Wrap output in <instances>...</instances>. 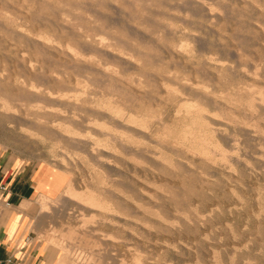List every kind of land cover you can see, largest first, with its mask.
<instances>
[{"label": "rangeland", "instance_id": "374dc122", "mask_svg": "<svg viewBox=\"0 0 264 264\" xmlns=\"http://www.w3.org/2000/svg\"><path fill=\"white\" fill-rule=\"evenodd\" d=\"M19 1H21V2L18 3ZM23 1L18 0L15 2V0H9V1L7 0L5 2L6 4H4L3 1L0 2V8L2 7L1 9H3V11H1V9H0V12L2 13V15H0V16L2 18L5 14L6 15L8 14L5 17L11 16V18H13L12 15L14 16L17 13L18 16L16 17V15H15V17L19 18V21L21 18L22 19L21 21L23 24L27 23V25H28V22H29L28 26L24 24L25 27H24V25L22 27V29L25 28V29H27V31L30 27H32V28H30V30H33V28H34L33 26H35L34 29H37L36 28V25H37L38 29H40L39 26H42V28H43V25H45V22H46L45 20H47V17L49 16L50 12L48 13L46 10H45L46 12H44V10H42V8H40L41 6L42 7L45 6V7L50 8V6L51 7L57 6V5L59 6V4H58L59 2H64V0L63 1L52 0V2L54 1L53 3H55V4H53L52 2H50L51 0H48L47 3L52 4V5H48L46 2L39 3V2H41L40 0L38 1L39 4L36 3L37 0H30L31 2H29V0H25L24 2ZM115 1L117 2L118 0L110 1L111 3L107 2V4L104 1L102 4H100L102 1L100 3L97 2L96 7L98 9L101 6L100 10H97L96 7H94V8H95L96 12L97 11H98V13H99V11H101V12L99 14L96 13L97 16L99 15L98 17L95 16L96 14L94 15V18L97 17V18L93 19L94 22H93V20H91L93 18V16H91V18H87V15L85 17L84 13H83L84 16H80V17H83L82 21H80V23H82L83 27H88L87 23L89 24V27H88V28H90L89 30H91V28H92V30H94L96 27H97V29H98V27H100L99 29H101V28L102 29L99 31H97V29H95V32L99 33L101 37H104V39H106V40L108 38L109 41L111 40V41H113V43H117L121 39V41L119 42V45L125 43V45H127L128 48L131 47V45H133V43L136 45L137 43H135V42L138 41L136 39H133L132 34L129 32V29H130L129 26L132 25L133 27H135L139 22L138 25H140V27L137 25L139 28L143 27L144 29L148 30V31L143 30V28H141L139 31V28L137 29V27H135V29H134L132 26L131 27H132L133 31H132V29H130L132 33H135V31L137 30L136 32H139L141 35H144V41L145 42L143 41L144 43L142 42V44L144 46L147 42L146 47L145 46L143 47L141 45V43H139L141 41L138 42L139 48L137 45H136L137 48L135 47V45L132 46L134 48L135 52H136V50L138 51L139 49H141V50H139V52L141 51L143 53L142 54L143 56L141 55V58L144 57V59L138 58L139 56L137 55L138 57L136 56L135 58L131 59V61H132L131 64L129 61H126V60L123 61L122 63H120V62L116 63V59L114 58L115 59V61H114L113 57H109L110 59L107 58L109 60H106V59L102 60V62L105 61V65H106L103 68L106 67V69L111 71L114 75V77H113L114 80H112V81L113 82L118 81V83L114 82L115 86H114L112 81H109V83H108V81L104 80V78L102 79L104 81L101 80L102 74H101V70H100V72H98L99 69H98V71L97 70L94 71V73H99V74H96L98 76L93 74V71L91 69H90L91 71L89 69L87 70V71H89L88 73L92 72V74L89 75L88 73H86L87 72L86 70L79 69L78 67H76V68H78L77 69L78 73H77L75 70V67L72 68V65H68L65 62H63L64 65L61 64L62 63L61 60H59L58 58L55 60L56 57L46 55V56H49V58H46L45 54H50V53H44L45 52L44 49H42L43 52L40 50V48H42V47H40L41 42L39 43V41H38V43H37V41L31 42V41H28L27 39L25 40L24 38H26V37H22V36H24L23 33H21V36H17L18 32H16V35L14 36L13 34H15V32L12 33V31L10 32V30L4 29L6 27L3 26V23H0L1 24L0 25V32H1L0 33V76L4 75L5 77H9L10 78L9 80L11 82L8 79L7 80L9 81L10 84L12 83L14 78L16 80L17 78L19 79V77L21 76L18 81L20 82L22 80L23 82H20L21 84L28 81L25 83V85L23 84L24 86L27 87V89H30L31 86L34 84L33 85L34 89L36 88V90H37L38 86H39V89L41 88L39 91H45V89L47 88V92L49 89V92L52 95H54V93L57 94L58 93L57 91H61V88L63 87L62 90L63 89L64 90L62 93L63 94L65 93L64 94L65 98H66V95H68V97L71 96V97H69L70 99L67 97V100L68 101L71 100L70 103L71 102L72 103L69 106L62 104L61 109L59 107V104H56L58 106H56V105H54V106H55V109H58L56 107H59L61 112L63 111L61 113L60 110H58L61 113V117H60L61 122H59V120L57 122H59L62 125L64 123H66V124H64L66 127L68 124H71V123H69V121L71 120L70 122H72L75 118L77 120L78 119L80 120V118H82V120H83L86 117H87L86 119H88V117H90V118L92 117L91 119H93L95 117L92 121L87 122L88 126H87V124L85 125L84 123H82L83 125L80 124V122H82V120L77 121L75 119V121L78 123V125L80 127L77 125V123L75 121L71 125L74 126L76 123V125L79 127V129H78V127L76 128V126H74L75 129H78V130H75L73 133L74 136H78L77 138L75 137L78 142L75 141V139L73 141V139H71L69 137L71 135L70 134L68 136L69 138L67 136L61 137L59 135L60 141H61V143H60V141H58L57 138H55V136H57L59 139V136L56 135L55 133H50V131L47 132V130H45V132H47V133L43 134L44 130H42L41 132H38V131L34 130V128L29 129L28 127H31V126L26 123L28 125L27 126L25 124V122H20V120H22V119L18 120V116L16 117V115L14 116V114H13V116L15 118H13L12 115H10V116L8 115L9 117L7 116L5 118L6 115H2L3 113L1 112L0 115H2V116H0V156H2V158H4L5 160H10L16 166H30V167L34 166L36 168H47V169L50 168L53 172L56 173L54 180H56L57 178H61V176L65 177L69 182H71L72 185L77 184V185H79V186L76 185L77 187L82 188V189L79 188L78 192H80L79 190H82V192H84V191L87 192V190L89 188H91L88 190V192L91 190L90 192H92V193L94 192L95 195H100L102 193L104 195V197L107 198L109 204L113 203L112 206L114 204L116 205V202L112 201V200H114V197L116 200V195H119L121 193V191H123V192L125 191L126 193H128L130 191L129 193H131L132 191L135 190V191H137V193H139V189L141 187H138V186H142V188H145L151 195L156 194L154 196L152 195L153 197H155L154 199L152 197L153 201L151 199L150 202L149 201L148 202L149 203L152 202L150 204V205H152V207L155 205L153 208L151 207L152 211L154 210V213L157 211L156 213H158L160 216L163 214V217L161 219V217L159 216L160 221H156V223H155L156 225L154 224V226H153V223L150 224L152 226L147 225L149 227H147L145 224L139 223L138 225L129 226L130 229L128 231L129 227L128 228L125 227V229H124V226L116 225V218L113 220H110V222H108L109 221V219H108L107 222H105V224H104V222H102L103 223L102 224V223H100V219H99V217H97L98 213H96V212L91 213L94 216H92L88 212L87 213L89 214V216L86 215L87 213L85 215H80L81 212H79L76 208V205H73V203H71V202H66L65 205L60 203L62 205L61 206H60V204L57 205L58 206V207L56 206L57 208H52L49 206L50 208L48 207V209H50V212H48V210H47L48 213L44 214V216L41 215L38 217L39 201H41L40 198L45 197V196H42V197L40 196L35 202H33L31 204L32 221H31V228L30 229L33 232L34 236L36 237V240L39 242V245L44 250H46L50 253V254H48V256L52 257L54 260V262H51V264L52 263L58 264L60 254H62V252H63L62 249L59 246H57V244L55 243L56 240L60 237L59 235L61 234V237L65 238L66 233H67V235H69L68 232H71V231L72 232L75 231V233L71 232L72 233L71 242H73L74 244L76 243L75 245H77V247L74 246V248H73V250L76 254L77 253L78 254H87L86 253L87 247L93 246L92 248L90 247L91 248L90 250H93V251H91L93 254H96L97 252H98L97 254H106V252H107V254H113L112 252H114V254H116L118 250H119V253H117V254H126V253L130 254L133 252L136 254H138L140 252H141L140 254H147V253L149 254L150 253V254L154 255V257H156V259L159 260L161 262V264H163V261H164V264L165 263L166 264H168V263L169 264H180V263L181 264L182 263L183 264H188V263L189 264H264V115H263L264 114V96H263L264 95V72H263L264 71V64H263L264 61H263V59L264 58L260 59L264 55V51L261 49V47H263L261 45H264V43H262L264 41V37H263L264 31L263 32L261 31V30H264V5L262 6V4L264 3V0H262V2H261L262 4L260 3L261 0H259V1L258 0H255V1L254 0H250V1L243 0V2H240L242 0H240V1L238 0L239 3L237 2V0H224L225 2L223 0L222 1L221 0H218V1L217 0H205L206 2L202 1V0L199 1V2H202V4H203V2L208 4V5L203 4L204 7H202L201 5L200 6L199 5H194V6L189 5V2H191V0L190 1L184 0L186 3H188V6L190 8L188 6H186L187 4H182L183 1L181 2L179 0H177L178 3H177V1L174 3L175 0H172L173 2L171 0H166V1L165 0H149L148 2H147V0L146 1L143 0L142 2L144 3V5H142L143 3L141 2V0H136V1L135 0H123V2H122V0H119L118 3H116ZM130 1H132V2H130ZM245 1L247 2V5L250 3L249 4L250 6H246V7H248L249 11H247V8H245V6H244V10H243L242 6L246 5ZM251 1L253 4H251ZM256 1H257V3H255ZM7 2H9V4L11 2H13V3L15 2L16 4L18 3L17 5L15 3L14 4H15V6H17L20 9L13 6L14 4H12V3L9 5ZM26 2L29 4H27ZM32 2H35V3H32ZM112 2H114V4H116V5H114ZM146 2H147V4L145 5ZM233 2H235V3H233ZM244 2H245V4H243ZM1 3L4 4L6 7L8 5V7H7L8 9L5 8ZM24 3H26L25 4L26 6L23 5ZM71 3L75 4L74 2H71ZM134 3H135V5H134ZM148 3H149V6H148ZM241 3L243 5H241ZM19 4L21 6H25L26 8L19 6ZM35 4L37 6L38 5L39 6L36 7ZM40 4H41V6H40ZM65 4H64L65 7L64 6L63 7L65 9L67 8V9L72 11V7L66 6ZM103 4H104V6H103ZM108 4H109V6L110 5L114 6V7L116 6V8L114 9V7L110 6L112 8V10H111V8H109V6H107ZM128 4H129V7H128ZM173 4L175 5L176 8L174 7ZM176 4L177 5L180 4V5L177 7ZM255 4L256 5L259 4V5H257V7H255L256 6ZM11 5L15 8V12H16V10H18L16 13L13 12L14 8ZM29 5L32 7V10H31V7ZM34 5H35V10L33 9ZM97 5H99V7ZM133 5L135 6L134 8H133ZM136 5H138L139 7H137ZM165 5L166 6L168 5V6L166 7ZM182 5L183 6L185 5V6L183 7ZM220 5H222L224 7L221 6L222 7V9H221V7H219ZM253 5H254V7H253ZM259 6L261 7L262 10L258 9V8H260ZM142 7H143V10H141ZM185 7H187V8H185ZM192 7L194 8V10H192L193 9ZM239 7H240V9H239ZM23 8L25 9L24 12L21 11V10H23ZM38 8H40V10H42V11L38 10ZM102 8H103V10H102ZM144 8H146V10ZM168 8L171 11L168 10V11H166V13L163 12V11L167 10ZM183 8H185L186 10H184ZM195 8H197L196 11H195ZM206 9H208V10H206ZM223 9H225V11ZM226 9H228V10H226ZM241 9H242V11H241ZM245 9H246V11H245ZM105 10H107V11H105ZM182 10H184V11H182ZM190 10H191V12H190ZM209 10H211V11L214 10V12L216 11L215 13L218 15H216L213 11L211 12ZM250 10H251V12H250ZM33 11H34V14H35V12H37V13L39 12L41 14L38 13L39 14L38 15L36 13L31 18ZM75 11L76 10H74V12ZM139 11H141V13H139ZM143 11H146V13ZM174 11H176V12H174ZM187 11H189V12H187ZM192 11H195L194 14L195 13L197 14V11H198L199 14H197V15H199V16L197 17V15H196V17H195L194 14H189V13H193ZM243 11H244V13H246L245 15H244ZM253 11H255V12L253 13ZM3 12H5L4 15H3ZM74 12H72L73 13L72 16H74V15L76 16V14L83 15L81 11L78 12V10H77L76 12H78V13H74ZM102 12L104 14H102ZM105 12L107 15L105 14ZM131 12L132 13L134 12L135 16H134V13L132 15ZM200 12H201V14H200ZM224 12H225V15L223 14ZM256 12H259L258 14H260V15H257ZM260 12H262V15ZM25 13H27L26 15L30 16V17H27L25 15ZM29 13H31V14H29ZM44 13H45V15H48V16L46 17L44 15ZM46 13H48V14H46ZM123 13H124V15H123ZM143 13H144V15H143ZM208 13L210 14L209 16H211V15L212 16L208 17V15H207ZM140 14H142V15H140ZM158 14H159V16H157ZM165 14H166V16H168V15L172 16V17L170 16L171 21H169L170 17L169 16L166 17ZM242 14H243V16H246V19H248V21L245 19V17L242 16ZM41 15H43V16H41ZM78 15L76 17H78ZM104 15H106V16H104ZM136 15L139 17H137ZM160 15L162 16L161 18H160ZM215 15H216V17H215ZM222 15H224L227 18H225ZM34 16L35 17L38 16L39 20H37L38 18L35 19ZM141 16H143V17H141ZM260 16H262L263 18L262 17L260 18ZM102 17H104L103 19H105V17H107L108 19L106 18V20H103V19H101ZM132 17H133V19H132ZM205 17L207 18V20H209L210 18H212V19H210V21H207L205 19ZM248 17L251 19L250 21L254 25L253 24L251 25ZM251 17H253V18H251ZM27 18H31L30 20H32V21H30ZM40 18L42 20H40ZM50 18H52V17H50ZM126 18L127 19L129 18L130 21H129V19L127 21ZM135 18H137V21ZM144 18H146V19H144ZM147 18L150 19L151 24L154 21H155V23L156 22L158 23L161 19L162 23L161 22L160 23L162 24V26L160 23H158L160 25H158L156 23L155 25L152 24L151 27L152 26L155 27L156 25H158L161 28L164 26L163 28H165V29L168 28V30H171V29H174V30L169 31V33H168V30H165L163 28L162 29L158 28V26H157V28H154V31L156 32L158 29L159 30L156 32V34H155V32H153V34H155L156 36L155 35L153 36V34H152V36H150L152 33L151 31H153L152 30L153 27L151 28V31L149 30L150 28L149 29L147 28V27H150L149 26L150 22H149V24H148V22H146V21H149ZM254 18H256V20L257 19L258 20L256 21ZM25 19H27V20H25ZM85 19H89V20H85ZM97 19H98V21H97ZM111 19H112V21H110ZM131 19H132V21H131ZM140 19L144 21V22H142L143 26H141L142 23L140 22ZM203 19H205V20H203ZM213 19L217 20V22L214 21ZM0 20H2V19H0ZM33 20H35V21H33ZM83 20H85V21H83ZM133 20H135V22H134L135 24L133 23ZM163 20H164V22H163ZM220 20H221V22H220ZM259 20H261V21L259 22ZM38 21H41L38 23L39 25L36 24ZM89 21L93 22L94 28L90 24ZM109 21L113 22V23H110L112 25V28L114 27L113 30L110 29L111 27H109V26H111L109 24ZM205 21H207V22H205ZM243 21H246L247 24L249 22V25H246L245 22L242 23ZM254 21L256 22V24L258 26L255 24ZM83 22H84V24H83ZM96 22H97V24L99 22H101L98 24L100 26H98L96 24ZM165 22H166V24H165ZM211 22L212 23L214 22V23L211 24ZM215 22H216V25H215ZM218 22H220V23H218ZM42 23H44V24L40 25ZM114 23L116 26L114 25ZM128 23H131V24L127 25ZM144 23L146 24V26L144 25ZM187 23H188V25H187ZM200 23L201 24L206 23V25L202 24V26H200ZM30 24H33V26H31ZM94 24H96L97 26H95ZM147 24H148V26H147ZM168 24H170L169 27H168ZM210 25L211 26L213 25V26L211 27ZM245 25H246V27H245ZM106 26L109 29L106 28ZM117 26L119 28H116ZM166 26H167V28H166ZM188 26H190L191 28ZM251 26L255 27V29ZM1 28H3L4 30H1ZM88 28H85V29H88ZM115 28H116V30L114 31ZM123 28L126 29L130 35L126 32V30H124V31L121 30ZM249 28L251 31L248 30ZM252 28L254 29L253 31H252ZM256 28H257V32L255 35L254 31H256ZM258 28H262V29H258ZM25 29L23 31L27 32ZM105 29H106V31L103 33V30H105ZM55 30H54L55 33L53 30L51 31L52 35L56 34L54 36L59 37L57 34H59L60 31L58 32L57 29H55ZM108 30H110L109 31L110 34H107L108 37H106L107 35H104V34H106V32L108 33ZM161 30L163 32H161ZM4 31H5V33H6V31H8V33L11 34V36H8L9 35L8 33L4 34ZM141 31H143V32L141 33ZM166 31H167V34L165 33ZM174 31L176 32L175 34H174ZM146 32H148V33H146ZM171 32H173V33H171ZM248 32H249V34H248ZM61 33H62L61 37L63 39H66V41H67L68 37L66 35H64V32H60L59 35H61ZM101 33L104 36H102ZM122 33H124V34H122ZM24 34H26V33H24ZM111 34L114 35V40H113V37L111 36ZM171 34H173V35H171ZM259 34L262 36H259ZM19 35H20V33H19ZM147 35L150 36L152 39L150 37H148V39H146ZM131 36H132V39L130 38ZM159 36H161V37L159 38ZM17 37H18V39H21V40L16 39ZM20 37H22V38H20ZM110 37H111V39H110ZM161 38H162V40L164 39V41H166V42H168L169 39H172V40H169L170 42H168V44L170 43V45L175 44L176 42L179 43V44L176 43V45L179 46V48L181 46L180 49H178V47H177V49L179 51L180 50L182 51L180 53V55H179V53H177L180 57L175 56V55H169V54L167 55V53L161 54V52H162L161 48H162V46H164L166 44L165 42L161 41ZM255 38H257L256 40H258V41H261V39L263 41L259 42L260 44H258V43H256ZM63 39H61L62 42H66L65 40L63 41ZM158 39L160 42H158ZM166 39H168V40H166ZM123 40H124V42H123ZM130 40H133V41H130ZM111 41H110V43H112ZM148 41H149V43H152L151 45H153L154 47L151 46L148 43ZM171 41H172V43H171ZM173 41H175V43H173ZM28 42H30L31 44ZM35 42L38 45H36V46L32 45L33 43L36 44ZM162 42L165 44H163ZM129 43H130V45H129ZM198 43H200V44H198ZM251 43L254 45H252ZM9 46H11V47H9ZM33 46L36 48V50H38L39 47L40 48L38 51H35V48ZM37 46H39V47L37 48ZM41 46H42V44H41ZM148 46L149 47L151 46L150 49ZM256 46H257V48L259 46L260 49L255 48ZM132 47L129 49H132ZM115 48H116V46H115ZM115 48L112 49L111 51L115 52L116 51ZM142 48H143V50L147 49L148 51L147 52L145 50L143 51ZM156 48H157V50H156ZM190 48H191V50H190ZM159 49L161 52L159 51ZM254 50L255 51L258 50L256 52H259L260 50H262V51H260V54L262 56L259 53L254 54ZM14 52H15V54H14ZM40 52H42V54L44 53V55H40L41 54ZM144 52H146V53H144ZM116 53H119V51H117ZM148 53H150V54L147 55ZM38 54H39V56H38ZM144 54H146V55L144 56ZM249 54H250V56H249ZM257 54H259V55H257ZM252 55H254L255 57ZM151 56L152 57L158 56L159 60H158V57L157 58L154 57L153 58L154 60H153L151 58ZM247 56H249V57L247 58ZM251 56L254 58H252ZM259 56H261V57L259 58ZM51 57H52V59H51ZM145 57L146 58L149 57V59L151 60V61H148V64L145 62H147V60H149V59L147 58V60H146ZM161 57H163V59ZM53 58H54V60H53ZM137 58L140 60H143L144 62L138 60ZM242 58L244 61L246 60L247 63L249 61L251 62V60H252V62L251 63L249 62L248 66H247L246 61L243 62ZM250 58H252V59L248 60ZM258 58H259V60H258ZM22 59L24 61H22ZM48 59L51 60L52 63ZM111 59H113V60H111ZM156 60H157V64H159V66L156 65V63H155ZM161 60H162V62H160ZM204 60L205 61L207 60L208 62L207 61L205 62ZM215 60H217V61H215ZM42 61L43 62L47 61L46 63L44 62L45 64H48L50 62V66H52V68L49 66V64L47 65L48 67L45 66V64ZM53 61H55L56 64ZM58 61H59V63L57 64ZM136 61H138V62H136ZM153 61L155 64L153 63L154 65L152 66ZM158 61L160 63H158ZM219 61H221V62H219ZM253 61L256 63H254ZM262 61H263V63H261ZM22 62H25V64L31 63L32 66L33 65L35 66V67L33 66L34 69L37 68L38 70L39 69L40 70L38 71L36 69L38 71L37 72L33 69L34 70L33 75H31L32 73H30V74L28 73L29 75L25 74L26 71H24L25 67H23L24 64ZM26 62H28V63H26ZM214 62L218 63V64H215ZM42 63L44 64V66H42L43 65ZM240 63H242V64H240ZM253 63L256 66L251 65ZM258 63L261 65L259 66ZM40 64H41V66H40ZM53 64L55 65V67L57 65H59V66L61 65V66L60 67L57 66L56 68H54ZM121 64H122V66H121ZM123 64H124V66H123ZM243 64L245 65V67ZM136 65H138V66H136ZM225 65L229 66V68H227ZM250 65H251L252 69L248 68ZM68 66H70L71 68L70 67L68 68ZM213 66H215V67H213ZM49 67L51 69L58 70L59 73L61 71L62 74L67 71L63 75H61V73H60V75L63 77V78L62 77H60V78L64 79V80L66 79L65 80L66 82L63 84V86L59 85L58 83L55 84V82H49V84H48V82L43 77H40V75L42 76V74H41L42 71L45 68H49ZM230 67H231V69H230ZM234 67L235 68L237 67V68L235 69ZM254 67H257V68H254ZM219 68H221V69H219ZM241 68L242 69L244 68L245 71L242 70ZM20 69L22 70L21 75H19ZM94 69L95 68H93V70ZM212 69H213V71H212ZM223 69H224V71L222 72ZM9 70H10V72H9ZM80 70H82V71H80ZM246 70H248V71H246ZM250 70H252V72ZM253 70L256 71L255 74H254ZM23 71H24V73H23ZM35 72H36V75H35ZM80 72H82V73H80ZM246 72H247V74H246ZM249 72H251V74ZM37 73H39V74L37 75ZM75 73L77 74V76L75 75ZM241 73H243V74H241ZM252 73L256 77H254ZM15 74H16L17 78H16V76H13L14 78L11 79L12 75H15ZM248 74H249V76H248ZM24 75H26V76H24ZM99 75L101 76V78ZM4 76H2V77H4ZM29 76H30V78H29L30 80L29 79L27 80V78ZM32 76H34V78ZM37 76L39 77V79L40 78L41 79L39 80ZM88 76L90 79L88 78ZM92 76H94V77H92ZM35 78H37L38 81L37 80L35 81ZM255 79H256V81H255ZM42 80L43 81L45 80L44 81L45 83ZM99 80H101L100 82H103V83H101V85L99 84L100 83ZM148 80H150V81H148ZM8 81L7 82L5 81V83L3 85L4 90L5 89L7 91L9 89L11 90V87H12L13 90H11V93L13 95L18 93L17 95L21 96L22 98H23V96L24 97L26 96L25 93H23L24 95L22 94V89L21 90L19 89L20 91H17L18 88H15L16 87L15 84H11L12 85L11 86L8 83ZM29 81H31L32 83ZM33 82H36V83H33ZM39 82H41V83H39ZM69 82H71V83H69ZM77 82H79V85ZM193 82H194V84L192 85V88L196 87L194 89H198V91H195L194 89L189 88L191 86L190 84H192ZM13 83H14V81H13ZM29 83H31L32 85L30 84L31 86L30 85L28 86L27 84H29ZM195 83H196V86H195ZM6 84L8 86L5 87ZM37 84H38V86H36ZM102 84L104 87L102 86ZM13 85H14V87H13ZM186 85L187 86L190 85V86L187 87ZM231 85H233V86H231ZM242 85H244V86H242ZM111 86H112V89H111ZM113 86L116 87V89ZM117 86H118V88H117ZM120 86L122 87V89H124V88H126V89L122 90ZM101 87H102V89H101ZM107 87L109 88V91L107 90L108 89ZM243 87H245V88L243 89ZM230 88H232V89H230ZM246 88H247L248 93L251 92V95L245 92ZM249 88L250 89L252 88L253 91H251ZM14 89H15V91H14ZM80 89H82V90H80ZM117 89H119V90H117ZM242 89H243V92H242ZM102 90H103V92H102ZM120 91H123V92L120 93ZM168 91H169V93H168ZM258 91H260V92H258ZM261 91H262V93H261ZM14 92H16V93H14ZM100 92H102V93H100ZM204 92L205 93L207 92L210 95V97H211V95L213 97H211V98H208L209 96L205 97ZM231 92H232V94H231ZM239 92H242V93H239ZM252 92L255 95L254 98H253L254 95ZM255 92L260 93V95L263 94L262 98L260 97V95L258 93L256 95ZM62 93H60L59 95H63ZM237 93H239L241 97ZM248 95H250L251 98ZM258 95H259V97H258ZM200 96H204V98H205V99H203L204 102L201 99L203 97H200ZM245 96L247 99L245 98ZM256 96L258 99L256 98ZM78 97L80 99H82L83 103L80 102L82 104H79L80 100L77 99ZM248 97H249V102H248ZM74 98L77 101L79 100L78 102L75 100L77 102V104L75 101H73ZM96 98L102 100V102H104L103 105H101L102 102L100 100H97ZM144 98H146V99H144ZM235 98H237V99L239 98L238 102H237V99H235ZM260 98H261V101H263V103L260 101ZM23 99H25V98H23ZM91 99L92 100L95 99L99 102L97 103L95 100L93 102ZM234 99L236 101H234ZM241 99L245 100V101L243 102ZM250 99H252V101L254 103H252V101ZM87 100L89 101V103L87 102ZM177 100H178V103H177ZM205 100L206 101L208 100V104L211 103V106H209L210 104L209 105L206 104ZM91 101L93 104L91 103ZM250 101H251V103H250ZM259 101H260V104L258 103ZM73 102L77 105V108ZM202 102H203V104H202ZM212 102H217V103L212 104ZM218 102H221V103H218ZM239 102H242L246 108L242 105V103H239ZM256 102H257V104H256ZM94 103H97V104L95 105ZM105 103H107V106ZM237 103H239V105ZM98 104L100 105L99 107H98ZM204 104H206V105H204ZM248 104L249 105L252 104L253 106L250 105V108H249ZM254 104H256V106ZM72 105H74V106L72 107ZM202 105H204V106L208 105V106L204 108V106H202ZM216 105H218V106H216ZM260 105H261V107H260ZM78 106H80V107H78ZM101 106H102V108H100ZM103 106H104V108H103ZM238 106H241V107H238ZM69 107L72 108V110ZM89 107L94 108V109L92 110ZM202 107L204 108V110H206V112L203 111L202 113L203 114L206 113V114H204V116L206 115L208 119L206 118V116L202 117V113L200 114L198 112L199 109H203ZM73 108H74V110H73ZM95 108H97V109H95ZM247 108L250 110H246ZM251 108H253V109H251ZM85 109H87V111H85ZM100 109H102L103 111ZM75 110H76V112H75ZM94 110H98V111H94ZM104 110L105 111L107 110L108 112L107 111L105 112ZM104 112H105V114L110 113L109 114L110 116L105 115ZM197 112H198V114H197ZM75 113H76V116H75ZM85 113H87L89 115H86ZM179 113H181V114H179ZM62 114L64 117L63 121H62V119H63ZM72 114H74V115H72ZM90 114H92V115L96 114V115L92 116ZM111 115L115 116V118L116 117L117 118L111 119L110 118ZM66 116L70 120L68 118H65ZM82 116H84V118ZM96 116H98V118ZM99 116H100V120H99ZM213 117H214V121L216 119H218V120L213 122ZM128 118H131L132 121H134V123L132 124L129 121H126ZM10 119L13 120V122L10 121ZM14 119H17V121ZM95 119H98V120H96V122L97 123L99 122V124L94 122ZM209 119L213 123L212 122L209 123ZM66 120H68L67 121L68 123L65 122ZM91 122H92V124H94V126H93V128L95 127L94 129L89 126V125H92V124H90ZM217 122H218V124H217ZM223 122L226 123V127L224 126L225 124ZM19 123H20V125H19ZM21 123H22V125H26V126H22ZM127 124H130V125L126 126ZM219 124L222 125L223 127L219 126ZM71 125H68V128L70 127V129L72 128L71 130H73L74 127H72ZM97 125H99V126H97ZM96 126H97V128H96ZM100 126H103V127H100ZM216 126H218L219 128H217ZM220 127H222V129ZM82 128H85V130H87L88 132H85V130L83 131ZM99 128L100 129L104 128V130H106L107 132L105 131V133H104V130L101 129L102 131H100ZM80 129H82V131H80ZM96 129H97V131H96L97 133L95 132ZM214 129H219L220 134L219 133L213 134ZM145 130H146V132H145ZM112 131L114 132L113 133L114 135L112 134ZM82 132L83 133L85 132V133L82 134ZM108 132H109V134H112V136H110L108 134ZM89 133L92 137L89 135ZM33 134H34V136H33ZM46 134H47V136H46ZM49 134L51 136V139H49L50 138ZM52 134L53 135L55 134V135L53 136ZM73 134L71 135V137H74ZM86 134L89 135L90 138ZM98 134H99V138H98L99 140L97 139ZM80 135H82V137H80ZM116 135L117 136L120 135L119 137H124V138L131 137L132 141L129 138V139H126L125 141H123V143L121 144L120 141L113 138V139H111V140H114V141H112L113 142L112 143L111 140H109V139L112 137H116ZM85 136H87L88 138ZM105 137L107 138V140L105 139ZM68 139L71 140L70 143L68 142L69 141ZM86 139H89V140H86ZM92 139L97 140L98 146L96 145L97 143H95V141ZM202 139H203V141H202ZM56 140H57V142H56ZM80 140H82V142H79ZM84 140H86V141H84ZM127 140H129L128 141L129 143H127ZM98 141H101V142H98ZM74 142H76V143H74ZM83 142H85V144H83ZM86 142L88 143V145ZM130 142H132V143H130ZM62 143L63 144L65 143V144L63 145ZM125 143H127L128 146ZM201 143H205V144H201ZM206 143H207V145H206ZM75 144H77V145H75ZM92 144L96 145V148L98 151L96 150V148L94 149L95 146H93ZM110 144L112 146L113 145L114 146L112 147ZM69 145H71V146H69ZM74 145H75V147H73ZM106 145H109L110 147L106 146ZM115 145H116V147H115ZM122 145H123V147H121ZM129 145H131V146H129ZM64 146H65V148H64ZM85 146H86V148H85ZM201 146H203V147L201 148ZM98 147L100 150L98 149ZM111 147L114 149H112ZM108 148H110L111 150H109ZM205 148H207V150ZM63 149H66V151ZM101 149H102V151H101ZM105 149H107V151ZM202 149H204V150H202ZM208 149L211 151L213 150L212 151L213 153L211 151L209 152ZM57 150H59L60 152ZM94 150H95V152H93ZM112 150H114L116 152H114ZM89 151H91V152H89ZM96 151H97V153H96ZM203 151H206L209 153L208 155L210 157V161H208V163H206V162L204 163L203 161H200V158H198V156L201 155V153ZM92 152H93V154H92ZM95 153H96L95 157L97 156L96 159H94L95 157H93ZM110 153L112 154L111 156H110ZM220 153H222V154H220ZM61 155H62V157H61ZM160 155H162V157ZM180 155H182V156H180ZM211 158H214V159H211ZM97 159L99 160L98 162L96 161ZM136 160H137V162H136ZM211 160H214V161H211ZM100 161L102 162L103 165L100 164L101 163ZM213 162L216 164H214ZM123 165H124V167H123ZM149 167H150V169H149ZM57 174H60V175H57ZM97 175H99V176L102 175V176L97 177ZM106 175L109 178H107ZM110 176H112V177H110ZM95 177L98 179H96ZM112 178H115V179H112ZM100 179H101V181H102V179H104V180L107 179V180H105L106 187L104 186V181L101 182V181H99ZM116 179H117V181H116ZM161 180H163V183ZM73 181H75V182H73ZM127 181H129V182H127ZM113 183L115 186L109 187V184L113 185ZM136 183H137V185H136ZM75 185L73 186L74 188L76 187ZM77 187H76V189H77ZM84 187H85V189H84ZM122 187H123V189H122ZM112 188H114L113 190L116 189V192L113 191ZM124 188L126 190L129 188V191L124 190ZM92 189H93V191H92ZM136 189H138V190H136ZM95 191L97 193L98 192L99 193L97 194ZM109 191H110V193H109ZM135 191L133 192L134 194H136ZM107 193H109L110 196ZM117 193H119V194H117ZM105 194H107L108 196L106 197ZM120 195H121V197H123L122 193ZM156 196L160 197V200L158 197H157V200H155ZM110 197L112 198V200ZM52 200H55V199H52ZM110 201L112 203H110ZM156 201L157 202L160 201V202L157 203ZM153 202H156V203L153 205ZM191 202H193L194 204ZM50 203H51V201H50ZM156 204L159 205L158 206L159 208L157 207ZM59 207H61V208H59ZM70 207L73 209H70ZM113 207H115V206H113ZM62 208H64L65 210ZM154 208L156 209V211ZM74 209H76L78 211V213L76 210L73 211ZM60 212L62 213V215L60 214ZM64 212H66V213H64ZM70 212L71 213L74 212L75 215L78 214L79 216L77 215V218H76V216H74L73 213H72L73 215H71ZM160 213H162V214H160ZM166 213H167V215H165ZM58 214H59V216H58ZM176 215L178 217L181 216L182 219L178 218ZM66 216H67V218H66ZM167 216H168V218H167ZM169 216H170V218H169ZM176 217H177V219H176ZM153 218L158 219L156 216H153ZM68 219L70 221L72 219H74V220L70 222ZM178 219H181V220H178ZM55 220H57V221H55ZM67 220H68V223L69 222L72 223L73 227L70 225L68 226V223H66ZM162 220L166 223L162 224V223H164ZM168 220L174 221V222L176 220H178V221L173 223V222H169ZM40 221H41V223H40ZM50 221H53L54 223L53 222L50 223ZM84 221H85V223L83 224ZM73 222H75V223L77 222L78 224L77 223L76 224L78 226L76 224H74ZM153 222H155V221H153ZM159 222H162V223L159 224ZM167 222H169V225H170L169 227L166 226V225H168ZM190 222H191V224H190ZM54 224L57 225V227H54L55 226ZM109 224H110V226H108ZM58 225H60V226H58ZM85 225H86V227H85ZM63 226H67L68 228H70L69 231H68V228L63 227ZM83 226L87 230H89L90 228L94 229L96 227L95 232L93 234L83 233V231H82V229L84 228ZM51 227H52V230H51ZM111 227H113V228H111ZM151 227H152V230H151ZM155 227H156V229H155ZM158 227L160 228V231H161V229L163 231L160 232ZM177 227H178V229H177ZM145 228H148V229L150 228V229L148 230ZM61 229H63L64 234H62V232L59 233L60 231H62ZM117 229L120 230L119 231L120 233L118 232ZM139 229H140V231L142 230L141 231L142 233L139 231ZM66 230L68 232H66ZM77 230H79V231H77ZM96 230L97 231L99 230V232L100 233L102 232V233L101 234L96 233ZM144 230H145L146 234L144 233ZM167 230H169V231H167ZM111 231H113L115 234ZM116 231L118 232L117 235H116ZM132 231L134 233H132ZM149 231H150V233H149ZM121 232L126 233L128 236L123 233L125 235L124 236ZM156 232H158V233H156ZM103 233H105V234H103ZM106 233H107V235H106ZM80 235H82V237H79ZM86 235H88V236H86ZM91 235H93V236H91ZM95 235L99 236L100 239L98 237L95 238ZM100 235H102V238L106 239L105 242L101 241L102 238ZM103 235L104 236L106 235V237H104ZM132 235H134L135 237ZM73 236H74L75 240L73 239ZM117 236L119 238L121 237L120 239L119 238L118 239L120 241L122 240L121 241L122 243L116 242V241H118V239H116ZM87 237L90 239H88ZM91 237L93 238V240ZM48 238H49V240H48ZM83 238H84V240H83ZM108 239H110V240H108ZM111 239L115 241V242L113 241L114 244H113V242L112 243L108 242V241H111ZM164 239H166V240H164ZM79 240H82V241H79ZM95 240H96V242L100 241V244H102L103 246H101L99 244V242H97L99 244V245L97 244V246H96V244H93L92 241H94V243H96ZM127 240H128V242H127ZM76 241H78V242H76ZM123 241H124V244H123ZM160 241H162V242H160ZM163 241H165V242H163ZM80 242H82V243H80ZM106 242H108V243H106ZM89 243H91V245ZM104 243H106V246L104 245ZM86 244H88V246ZM108 244L111 247L110 246L108 247ZM120 244H121V246H120ZM122 244H123V247H122ZM165 246H167V247H165ZM80 247H82V248H80ZM106 247H108L109 249ZM120 247H122V248H120ZM126 247L130 248L131 250L128 249L129 250L128 251ZM124 248H126V249H124ZM100 249H102V250H100ZM111 249H112V251H111ZM120 249L121 250L124 249V251L123 250L121 251ZM94 251H95V253H94ZM130 251H132V252H130ZM142 251L145 253H143ZM163 254H165V255L163 256ZM186 255H188V256H186ZM160 262L158 264H160Z\"/></svg>", "mask_w": 264, "mask_h": 264}, {"label": "bare ground", "instance_id": "6f19581e", "mask_svg": "<svg viewBox=\"0 0 264 264\" xmlns=\"http://www.w3.org/2000/svg\"><path fill=\"white\" fill-rule=\"evenodd\" d=\"M3 2H4V4H6L5 2L7 1V0H2ZM1 0H0V2H2ZM9 1V0H8ZM16 1H18V0H15V2ZM23 1V0H22ZM25 1V0H24ZM23 1V2H24ZM38 1L39 0H37L36 1V3H38ZM41 2H39V3H42V2H46L47 3V1L48 0H40ZM56 1V0H55ZM60 1V0H59ZM61 1H63V0H61ZM76 1V2H75ZM102 1V2H101ZM103 1L104 2H106V4H107V2H110V1H114V0H64V2H59L58 4H59V6L57 7V6H50V8L49 7H42L41 6V4H40V8H42V10H44V12H50V14H49V16L48 15H45V13H44V15L47 17V20H45L46 22H45V25H43L44 23H42V24H40V25H43V28H42V26H39L40 27V29H38V27H37V25H36V28L37 29H34L35 28V26H33V24H30L31 26H33L34 28H33V30H30V28H32V27H30L29 29H28V31H27V29H25V28H23L22 29V27H23V25L25 24V25H27V23H22V19L20 18V21H19V18H16L18 15H17V11L18 10H16V12H15V8L13 7V6H15V4L13 3V2H11L12 4H14L12 7L14 8V13H16L15 15H16V17H15V15L13 16L12 15V17L13 18H11V16L10 17H5V16H7L6 14L4 15V13L5 12H3V17L1 18V16H0V19H2V20H0V23H3V26H5L6 28H4V29H8V30H10V32L12 31V33L13 32H15V34H13L14 36L16 35V32H18V35L17 36H21V33H23V35L24 36H22V37H26V38H24L25 40L27 39L28 41H37V43H38V41H39V43H40V47H42V48H40L39 46H37V48L39 47L40 48V50L43 52V50L42 49H44V53H50V54H45V56L46 55H49V56H52V57H56L55 58V60L58 58L59 60H61V64H63L64 65V63L63 62H65V63H67L68 65H72V68L73 67H75V70H76V72H77V69L79 68V69H84V70H92L93 71V74H99V73H94V71L95 70H97L98 71V69H99V71L98 72H100V70H101V74H102V78H101V76H100V78H101V80L104 78V80H106V81H108V83H109V81H112V80H114V75H113V73L111 72V71H109L108 69H106V67L105 68H103L104 66H106L105 65V61H103L102 62V60L103 59H106V60H109L110 58L109 57H113V59L115 58L116 59V63L117 62H120V63H122L123 61H129L130 62V64H131V59L132 58H135L137 55L139 56H137L138 58H141V55L143 54L141 51L139 52V50H141V49H139L138 51L136 50V52L134 51V48L132 47L133 45H135L134 43H133V45H131V47H132V49H129V48H131V47H129L128 48V46L127 45H125V43L124 44H121V45H119V42L121 41V39L119 40V42H117V43H113V41H111L112 43H110V41H109V39L107 38V40L106 39H104V37H101L100 36V34L99 33H96L95 32V29H97V27L94 29V30H92V28H91V30H89L90 28H88L89 27V24L87 23V25H88V27H83L82 26V23H80V21H82V18L83 17H80V16H84V14H85V17H86V15H87V18H91V16H93V18L91 19V20H93V19H95V18H97L98 16H97V14H99L101 11H99V13H98V11L96 12V10H95V8L94 7H96V3L97 2H101L100 4H102L103 3ZM119 1V0H118ZM118 1L116 2V3H118ZM136 1V0H135ZM143 0H141V2H142ZM146 1V0H145ZM149 0H147V2H148ZM166 1V0H165ZM172 1V0H171ZM177 0H175L174 1V3L176 2ZM179 1H183V3L182 4H187L186 6H188V3H186L184 0H179ZM190 1V0H189ZM199 1H201V0H191V2H189V5H201L202 7H204V5L203 4H207V3H204L203 2V4H202V2H199ZM202 1H205V0H202ZM218 1V0H217ZM222 1V0H221ZM224 1V0H223ZM240 1V0H239ZM247 1V0H246ZM245 1V2H246ZM248 1H250V0H248ZM255 1V0H254ZM259 1V0H258ZM21 1H19L18 3H20ZM29 2H31L30 0H29ZM50 2H52V0L50 1ZM49 2V3H50ZM54 2V1H53ZM52 2V3H53ZM58 2V1H57ZM71 2H74L75 4H72ZM121 2V1H120ZM122 2H123V0H122ZM130 2H132V1H130ZM129 2V3H130ZM147 2L145 3V5L147 4ZM173 2V1H172ZM185 2V3H184ZM206 2V1H205ZM225 2V1H224ZM237 2H238V0H237ZM240 2H243V0L242 1H240ZM245 2L243 3V4H245ZM262 2V0L260 1V3ZM8 4H9V2H7ZM10 3V4H11ZM17 3V4H18ZM27 3V2H26ZM26 3H24L23 5H25ZM32 3H35V2H32ZM31 3V4H32ZM38 3V4H39ZM66 3V4H65ZM111 3V2H110ZM113 4H114V2H112ZM136 3V2H135ZM135 3H134V5H135ZM143 3V2H142ZM150 3V2H149ZM149 3H148V6H149ZM177 3H178V1H177ZM233 3H235V2H233ZM239 3V2H238ZM255 3H257V1L255 2ZM259 3V2H258ZM259 3V4H260ZM2 4V3H1ZM4 4H2L5 8H7L8 7V5H7V7L4 5ZM9 4V5H10ZM16 4V5H17ZM27 4H29V3H27ZM30 4V5H31ZM48 4V3H47ZM53 4H55V3H53ZM64 4L66 5V6H69V7H72V11L71 10H69V9H65L64 7ZM69 4V5H68ZM105 4V5H106ZM112 4V5H113ZM131 4V3H130ZM221 4V3H220ZM242 3H241V5H243ZM250 4V3H249ZM247 5V2H246V5H243L242 7H243V10H244V6H245V8H247V11H249L248 10V7H246V6H250V5ZM251 4H253L252 3V1H251ZM259 4H257V5H259ZM262 4V3H261ZM29 5V6H30ZM33 5V4H32ZM31 5V6H32ZM36 5V4H35ZM35 5H34V10H35ZM48 5H52V4H48ZM72 5V6H71ZM114 5H116V4H114ZM124 5V4H123ZM133 5V8L135 7ZM142 5H144V3L142 4ZM151 5V4H150ZM174 5V4H173ZM177 5V4H176ZM180 5V4H179ZM179 5H177V7L179 6ZM208 5V4H207ZM234 5V4H233ZM256 5V4H255ZM257 5L255 6V7H257ZM264 5V3L262 4V6ZM19 6H21L20 4H19ZM26 6V5H25ZM25 6H21V7H25ZM30 6V7H31ZM39 6V5H38ZM37 5H36V7H38ZM47 6V5H46ZM64 6V7H63ZM98 7H99V5H97ZM103 6H104V4H103ZM107 6H109V4L107 5ZM111 6V5H110ZM109 6V8H111V7H114V6H111L110 7ZM121 6V5H120ZM137 7H139L138 5H136ZM141 6V5H140ZM166 6V5H165ZM168 6V5H167ZM166 6V7H167ZM183 6V5H182ZM181 6V7H182ZM185 6V5H184ZM183 6V7H184ZM222 5H220L219 7H221ZM228 6V5H227ZM226 6V7H227ZM3 7V8H4ZM15 7H17V6H15ZM101 7V6H100ZM100 7L97 9V7H96V9L97 10H100ZM128 7H129V4H128ZM131 7V6H130ZM144 7V6H143ZM143 7L141 8V10H143ZM174 7H175V5H174ZM189 7V6H188ZM196 7V6H195ZM206 7V6H205ZM222 7H224V6H222ZM222 7H221V9H222ZM238 7V6H237ZM253 7H254V5H253ZM260 7V6H259ZM2 8V7H1ZM0 8V9H1ZM12 8V9H13ZM18 8V7H17ZM26 8V7H25ZM28 8V7H27ZM40 8H38V10H40ZM107 8V7H106ZM108 8V9H109ZM116 8V6L114 7V9ZM124 8V7H123ZM172 8V7H171ZM170 8V9H171ZM176 8V7H175ZM185 8H187V7H185ZM185 8H183L184 10H186ZM190 8V7H189ZM188 8V9H189ZM193 8V7H192ZM191 8V9H192ZM8 9V8H7ZM6 9V10H7ZM18 9H20V8H18ZM22 9V8H21ZM30 9V8H29ZM78 10V12L79 11H81L82 12V14L83 15H78V14H76V16L78 15V17H76L75 15V17L74 16H72V12H74V10ZM137 9V8H136ZM139 9V8H138ZM145 10H146V8H144ZM182 9V8H181ZM196 9L197 8H195V11H196ZM220 9V10H221ZM239 9H240V7H239ZM250 9V8H249ZM252 9V8H251ZM254 9V8H253ZM257 9V8H256ZM258 9H261V7L260 8H258ZM257 9V10H258ZM27 10V9H26ZM31 10H32V7H31ZM37 10V11H38ZM42 10H40V11H42ZM46 10V11H45ZM102 10H103V8H102ZM111 10H112V8H111ZM169 10V8L167 9V10H165V11H163V12H165L166 13V11H168ZM180 10V9H179ZM184 10H182V11H184ZM192 10H194V8L192 9ZM205 10V9H204ZM206 10H208V9H206ZM224 11H225V9H223ZM226 10H228V9H226ZM262 10V9H261ZM260 10V11H261ZM1 11H3V9H1ZM5 11V10H4ZM21 11H25V9L23 8V10H21ZM28 11V10H27ZM74 12V13H78V12ZM105 11H107V10H105ZM125 11V10H124ZM133 11V10H132ZM169 11H171V10H169ZM195 11H192L193 13H189V14H194V12ZM201 11V10H200ZM209 11H211V10H209ZM213 12H214V10H212ZM211 11V12H212ZM241 11H242V9H241ZM245 11H246V9H245ZM259 11V10H258ZM22 12V13H23ZM138 12V11H137ZM143 12H145L146 13V11H143ZM174 12H176V11H174ZM178 12V11H177ZM187 12H189V11H187ZM190 12H191V10H190ZM216 12V11H215ZM214 12V13H215ZM250 12H251V10H250ZM255 11H253V13H254ZM1 13V12H0ZM32 13V12H31ZM31 13H29V14H31ZM37 12H35V14H36ZM39 13V12H38ZM37 13V14H38ZM48 13H46V14H48ZM97 13V14H96ZM114 13V12H113ZM119 13V12H118ZM134 13V12H133ZM133 13L131 12V14L133 15ZM139 13H141V11H139ZM168 13V12H167ZM227 13V12H226ZM231 13V12H230ZM243 13H244V11H243ZM248 13V12H247ZM257 13V15H260V14H258L259 12H256ZM261 13V15H262V12H260ZM13 14V13H12ZM20 14V13H19ZM24 14V13H23ZM22 14V15H23ZM27 13H25V15H26ZM34 14V11H33V14L31 15V18H32V16L33 15H35ZM39 14H41V13H39ZM38 14V15H39ZM96 14V15H95ZM102 14H104L103 12H102ZM101 14V15H102ZM105 14H106V12H105ZM117 14V13H116ZM137 14V13H136ZM160 14V13H159ZM159 14L157 15V16H159ZM169 14V13H168ZM167 14V15H168ZM172 14V13H171ZM187 14V13H186ZM197 14H199L198 13V11H197ZM196 13L194 14L195 15V17H196V15H197ZM200 14H201V12H200ZM203 14V13H202ZM216 14V13H215ZM224 15H225V12L223 13ZM234 14V13H233ZM239 14V13H238ZM246 13H244V15H245ZM250 14V13H249ZM0 15H2V13L0 14ZM21 15V14H20ZM19 15V16H20ZM94 15L95 16H97V17H95L94 18ZM107 15V14H106ZM106 15H104V16H106ZM119 15V14H118ZM123 15H124V13H123ZM131 15V16H132ZM139 15V14H138ZM140 15H142V14H140ZM143 15H144V13H143ZM206 15V14H205ZM208 15V17H211V16H209L210 14L208 13L207 14ZM216 15H218V14H216ZM216 15H215V17H216ZM224 15H222V16H224ZM227 15V14H226ZM240 15V14H239ZM248 15V14H247ZM27 16V15H26ZM25 16V17H26ZM41 16H43V15H41ZM103 16V15H102ZM130 16V17H131ZM134 16H135V13H134ZM137 16V15H136ZM146 16V15H145ZM144 16V17H145ZM165 16H166V14H165ZM169 16V15H168ZM168 16H166V17H168ZM171 16V15H170ZM169 16V17H170ZM191 16V15H190ZM193 16V15H192ZM199 15H197V17H198ZM221 16V15H220ZM242 16H243V14H242ZM241 16V17H242ZM249 16V15H248ZM251 16V15H250ZM23 17V16H22ZM27 17H30V16H27ZM50 17H52V18H50ZM109 17V16H108ZM113 17V16H112ZM111 17V18H112ZM137 17H139V16H137ZM141 17H143V16H141ZM140 17V18H141ZM162 16L160 15V18H161ZM172 17V16H171ZM171 17H170V20L169 21H171ZM204 17V16H203ZM214 17V18H215ZM218 17V16H217ZM225 17V16H224ZM240 17V18H241ZM243 17H245V19H246V16H243ZM259 17V16H258ZM257 17V18H258ZM262 16H260V18H261ZM31 18H27V19H31ZM34 18L36 19V18H38L37 20H39V17L37 16V17H35L34 16ZM104 17H102L101 19H103ZM106 18L107 17H105V19H103V20H106ZM225 18H227V17H225ZM249 18V17H248ZM251 18H253V17H251ZM263 18V17H262ZM24 19V18H23ZM27 19H25V20H27ZM46 19V18H45ZM80 19V20H79ZM108 19V18H107ZM110 19V18H109ZM127 19V18H126ZM129 19V18H128ZM128 19H127V21H128ZM132 19H133V17H132ZM132 19H131V21H132ZM136 19V21H137V18H135ZM143 19V18H142ZM144 19H146V18H144ZM148 19V18H147ZM163 19V18H162ZM205 19L207 20V18L205 17ZM205 19H203V20H205ZM210 19H212V18H210ZM210 19L209 20H207V21H210ZM217 19V18H216ZM255 20H256V18H254ZM40 20H42L41 18H40ZM44 20V19H43ZM85 20H89V19H85ZM85 20H83V21H85ZM149 21H146V22H148V24H149V22H150V27H147L150 31H151V28H152V30L153 31H149L150 33H151V35L150 36H152V34H153V32H155L154 31V28H157V26L158 25H160L162 22H161V19H160V21L158 22V23H160V24H158L157 22V24L158 25H156L155 27L154 26H152L151 27V25L152 24H156L155 23V21L151 24V21H150V19H148ZM159 20V19H158ZM157 20V21H158ZM199 20V19H198ZM214 21H216L217 22V20H215V19H213ZM212 20V21H213ZM222 20V19H221ZM221 20H220V22H221ZM247 21H248V19H246ZM251 19L249 18V21H250ZM258 20V19H257ZM256 20V21H257ZM24 21V20H23ZM30 21H32V20H30ZM33 21H35V20H33ZM97 21H98V19H97ZM102 21V20H101ZM110 21H112V19L110 20ZM109 21V24L110 23H113V22H110ZM114 21V20H113ZM123 21V20H122ZM126 21V20H125ZM129 21H130V19H129ZM207 21H205V22H207ZM219 21V20H218ZM234 21V20H233ZM261 20H259V22H260ZM25 22V21H24ZM28 22V21H27ZM39 22H41V21H38L36 24H38ZM87 22V21H86ZM90 22V24L93 26V22H94V20H93V22L92 21H89ZM92 22V23H91ZM106 22V21H105ZM104 22V23H105ZM108 22V21H107ZM115 22V21H114ZM117 22V21H116ZM135 22V20H133V23ZM140 22L142 23V22H144L143 20H141L140 19ZM163 22H164V20H163ZM176 22V21H175ZM191 22V21H190ZM198 22V21H197ZM216 22H215V25H216ZM220 22H218V23H220ZM239 22V21H238ZM246 23V21H243L242 23ZM253 22V21H252ZM255 22V21H254ZM99 23H101V22H99ZM98 23V24H99ZM118 23V22H117ZM181 23V22H180ZM210 23V22H209ZM214 23V22H213ZM212 22H211V24H213ZM250 23H251V21H250ZM83 24H84V22H83ZM96 24H97V22H96ZM96 24H94L95 26H97ZM103 24V23H102ZM129 24H131V23H128L127 25H129ZM135 24V23H134ZM138 24H139V22H138ZM137 24V25H138ZM148 24H147V26H148ZM165 24H166V22H165ZM172 24V23H171ZM198 24V23H197ZM202 24H205L206 25V23H202ZM202 24L200 23V26H202ZM208 24V23H207ZM253 23H251V25H252ZM255 24H256V22H255ZM1 25V24H0ZM25 25H24V27H25ZM28 25H29V22H28ZM27 25V26H28ZM39 25V24H38ZM108 25V24H107ZM111 25V24H110ZM114 25H115V23H114ZM135 26V27H137V29L140 27V25H138V26ZM144 25L146 26V24L144 23ZM169 25L170 24H168V27H169ZM187 25H188V23H187ZM220 25V24H219ZM246 25H249V22H248V24L246 23ZM246 25H245V27H246ZM254 25V24H253ZM257 25V24H256ZM255 25V26H256ZM26 26V27H27ZM91 26V27H92ZM98 26H100V25H98ZM103 26V25H102ZM109 26V25H108ZM116 26V25H115ZM122 26V25H121ZM132 26V25H131ZM131 26H129V28L130 29H132V27ZM141 26H143V23H142V25ZM161 26H162V24H161ZM173 26V25H172ZM171 26V27H172ZM211 26V25H210ZM213 26V25H212ZM211 26V27H212ZM258 26V25H257ZM105 27V26H104ZM109 27H111L110 29H112L113 30V28H112V25L111 26H109ZM135 27H133L134 29H135ZM164 27V26H163ZM162 27V28H163ZM170 27V28H171ZM188 27H190V26H188ZM204 27V26H203ZM207 27V26H206ZM233 27V26H232ZM244 27V26H243ZM249 27V26H248ZM251 27H253V26H251ZM250 27V28H251ZM260 27V26H259ZM3 28H1V30H4ZM42 28V29H41ZM85 28H88V29H85ZM93 28H94V26H93ZM100 27H98V29H97V31H99V30H101V29H99ZM106 28H108L107 26H106ZM116 28H119L118 26L116 27ZM116 28L114 29V31L116 30ZM121 28V27H120ZM125 28V27H124ZM121 29V30H126V29ZM141 28H143V27H141ZM141 28H139V31H140V29ZM146 28V27H145ZM158 28H161V27H159L158 26ZM161 28V29H162ZM166 28H167V26H166ZM174 28V27H173ZM191 28V27H190ZM208 28V27H207ZM242 28V27H241ZM250 28L248 29L249 31H251L250 30ZM254 29H255V27H253ZM252 28V31L254 30ZM26 30L27 32H25V31H23V30ZM55 29H57L58 30V32L60 31V32H64V35H66L67 37H68V40L66 41V39H63L61 36H62V33H61V35H59L60 34V32H59V34H57L59 37H57V36H54V35H56V34H54L55 33ZM104 29V28H103ZM109 29V28H108ZM129 29V32L132 34V36H133V39H136V40H138V41H134L135 43H137L136 45L138 46V48H139V44H138V42L139 41H141V42H139V43H141V45L143 46V44H142V42L144 41V35H141L139 32H136L135 31V33H132L131 32V30ZM163 29H165V28H163ZM222 29V28H221ZM244 29V28H243ZM246 29V28H245ZM258 29H262V28H258ZM54 31V35H52V33H51V31ZM111 30V31H112ZM143 30H147V29H144L143 28ZM159 30V29H158ZM157 30V31H158ZM165 30H168V28L167 29H165ZM172 30H174V29H171V30H168V33H169V31H172ZM239 30V29H238ZM106 31V29L105 30H103V33ZM110 30H108V33L106 32V34H104V35H107V34H110V32H109ZM132 31H133V29H132ZM148 31V30H147ZM156 31V32H157ZM245 31V30H244ZM247 31V30H246ZM260 31V30H259ZM262 32L264 31V30H261ZM260 31V32H261ZM126 32L128 33V31L126 30ZM143 31H141V33H142ZM156 32H155V34H156ZM161 32H163L162 30H161ZM160 32V33H161ZM256 32H257V28H256V31H254V33H255V35H256ZM1 33V32H0ZM6 33H8V31H6ZM5 33V31H4V34H6ZM19 33H20V35H19ZM24 33H26V34H24ZM146 33H148V32H146ZM166 34H167V31L165 32ZM171 33H173V32H171ZM176 32L174 31V34H175ZM232 33V32H231ZM253 33V32H252ZM9 34V33H8ZM122 34H124V33H122ZM129 34V33H128ZM155 34H153V36L155 35ZM165 34V35H166ZM200 34V33H199ZM203 34V33H202ZM224 34V33H223ZM248 34H249V32H248ZM251 34V33H250ZM262 34V33H261ZM101 35L102 36H104L102 33H101ZM127 35V34H126ZM130 35V34H129ZM163 35V34H162ZM161 35V36H162ZM171 35H173V34H171ZM213 35V34H212ZM215 35V34H214ZM228 35V34H227ZM242 35V34H241ZM263 35V34H262ZM262 35H260L259 34V36H262ZM8 36H11V34H9ZM13 36V37H14ZM111 36L113 37V40H114V35L113 34H111ZM125 36V35H124ZM132 36L130 37L131 39H132ZM150 36H148L147 35V38L146 39H148V37H150ZM156 36V35H155ZM161 36H159V38L161 37ZM258 36V35H257ZM12 37V38H13ZM22 37H20V38H22ZM106 37H108V35L106 36ZM256 37V36H255ZM263 37H264V35H263ZM262 37V38H263ZM65 38V37H64ZM117 38V37H116ZM115 38V39H116ZM151 38V37H150ZM163 38V37H162ZM162 38H161V41H163V42H165V43H163V44H165L164 46H162V48H161V51H160V49H159V51L161 52V54L162 53H167V55L169 54V55H175V56H178V57H180L179 55H180V53L182 52L181 50L179 51L178 49H180L181 48V46H180V48H179V46H177L176 45V43H175V41H173V43H175V44H172V45H170V43L168 44V42H170L169 40H172V39H166V40H168V42H166V41H164V39L162 40ZM206 38V37H205ZM261 38V37H260ZM16 39H18V37L16 38ZM61 39H63V41L65 40L66 42H62V40ZM110 39H111V37H110ZM127 39V38H126ZM152 39V38H151ZM188 39V38H187ZM233 39V38H232ZM254 39V38H253ZM257 38H255V41H256V43H258V44H260L259 42H261V41H263L262 39H261V41H258V40H256ZM259 39V38H258ZM5 40V39H4ZM18 40H21V39H18ZM23 40V39H22ZM24 40V41H25ZM107 42H106V41ZM117 40V39H116ZM194 40V39H193ZM219 40V39H218ZM236 40V39H235ZM242 40V39H241ZM244 40V39H243ZM130 41H133V40H130ZM183 41V40H182ZM186 41V40H185ZM209 41V40H208ZM27 42V41H26ZM115 42V41H114ZM123 42H124V40H123ZM145 42V41H144ZM143 42V43H144ZM153 42V41H152ZM158 42H160L159 41V39H158ZM207 42V41H206ZM220 42V41H219ZM253 42V41H252ZM28 43H30V42H28ZM36 43V42H35ZM32 44V45H34V46H36V45H38V44ZM122 43V42H121ZM148 43H149V41H148ZM171 43H172V41H171ZM235 43V42H234ZM255 43V42H254ZM262 43H264V41L262 42ZM31 44V43H30ZM41 44H42V46H41ZM150 45L152 44V43H149ZM157 44V43H156ZM177 44H179V43H177ZM198 44H200V43H198ZM224 44V43H223ZM252 44V43H251ZM129 45H130V43H129ZM135 45V47L137 48V46ZM146 45H147V42H146V44L144 45L145 47H146ZM181 45V44H180ZM227 45V44H226ZM252 45H254V44H252ZM256 45V44H255ZM8 46V45H7ZM33 46V47H34ZM115 46H116V48H115ZM141 46V47H142ZM143 46V47H144ZM151 46H153V45H151ZM150 46V47H151ZM251 46V45H250ZM261 46H263V47H261V49L264 51V45H261ZM9 47H11V46H9ZM149 47V46H148ZM150 47H149V49H150ZM154 47V46H153ZM152 47V48H153ZM177 47H178V49H177ZM243 47V46H242ZM253 47V46H252ZM35 48V47H34ZM39 48H38V50H39ZM115 48V52H113V51H111L112 49H114ZM118 48V49H117ZM135 48V49H136ZM204 48V47H203ZM206 48V47H205ZM214 48V47H213ZM246 48V47H245ZM255 48H257V46L255 47ZM258 48L260 49V47L258 46ZM257 48V49H258ZM201 49V48H200ZM221 49V48H220ZM230 49V48H229ZM38 50H36V48H35V51H38ZM142 50H143V48H142ZM145 50V49H144ZM143 50V51H144ZM155 50V49H154ZM156 50H157V48H156ZM183 50V49H182ZM190 50H191V48H190ZM262 50H260V51H262ZM12 51V50H11ZM31 51V50H30ZM117 51H119V53H116ZM146 52L148 51L147 49L145 50ZM236 51V50H235ZM256 51H258V50H256ZM255 50H254V54L255 53H259L260 54V51L259 52H256ZM42 52H40L41 54L40 55H44V53L42 54ZM146 52H144V53H146ZM157 52V51H156ZM184 52V51H183ZM199 52V51H198ZM241 52V51H240ZM31 53V52H30ZM37 53V52H36ZM153 53V52H152ZM177 53H179V55L177 54ZM237 53V52H236ZM5 54V53H4ZM14 54H15V52H14ZM150 53H148L147 55H149ZM188 54V53H187ZM251 54V53H250ZM250 54H249V56H250ZM259 54H257V55H259ZM37 55V54H36ZM146 54H144V56H145ZM256 55V56H257ZM261 55V54H260ZM38 56H39V54H38ZM49 56H46V58H49ZM143 56V55H142ZM249 56H247V58L249 57ZM252 56H254V55H252ZM251 56V57H252ZM262 56V55H261ZM261 56H259V58L261 57ZM264 56V55H263ZM262 56V58H260V59H263L264 57ZM27 57V56H26ZM33 57V56H32ZM52 57H51V59H52ZM154 57H156V56H154ZM154 57H152L151 56V58L153 59ZM158 57V56H157ZM156 57V58H157ZM164 57V56H163ZM163 57H161L162 59H163ZM255 57V56H254ZM254 57H252V58H254ZM258 57V56H257ZM45 58V59H46ZM107 58H109V59H107ZM137 58V59H138ZM143 59H144V57H142ZM141 58V59H142ZM148 59H149V57H147ZM147 58L145 57V59L147 60ZM166 58V57H165ZM232 58V57H231ZM252 58H250V59H248V60H251ZM259 58H258V60H259ZM113 59H111V60H113ZM115 59H114V61H115ZM136 59V60H137ZM201 59V58H200ZM20 60V59H19ZM42 60V59H41ZM49 60V59H48ZM53 60H54V58H53ZM138 60H140V59H138ZM154 60V59H153ZM158 60H159V57H158ZM166 60V59H165ZM242 60H243V58H242ZM22 61H24L23 59H22ZM28 61V60H27ZM49 61H51V60H49ZM140 61H143V60H140ZM148 61H151L150 59L149 60H147V62H145V63H147L148 64ZM175 61V60H174ZM192 61V60H191ZM205 61V60H204ZM207 61V60H206ZM205 61V62H206ZM215 61H217V60H215ZM246 61V60H245ZM244 60H243V62H245ZM257 61V60H256ZM261 61V60H260ZM263 61H264V59H263ZM263 61L261 62V63H263ZM32 62V61H31ZM43 62V61H42ZM45 62V61H44ZM43 62V63H44ZM47 62V61H46ZM45 62V63H46ZM53 62H55V61H53ZM136 62H138V61H136ZM144 62V61H143ZM160 62H162V60L160 61ZM159 61H158V63H160ZM173 62V61H172ZM208 62V61H207ZM213 62V61H212ZM211 62V63H212ZM219 62H221V61H219ZM250 62V61H249ZM248 62V63H249ZM251 62H252V60H251ZM250 62V63H251ZM254 62V61H253ZM23 64H24V66L23 67H25L24 68V71H26L25 72V74H30V73H32L31 75H33V71L35 70V71H37L36 69H34L33 68V66L31 65V63L30 64H25V62H22ZM26 63H28V62H26ZM39 63V62H38ZM37 63V64H38ZM41 63V62H40ZM42 63V64H43ZM44 63V64H45ZM51 63H52V61H51ZM59 63V61L57 62V64ZM115 63V64H116ZM151 63V62H150ZM154 61L152 62V66L156 63V65H158L159 66V64H157V60H156V62L154 63ZM170 63V62H169ZM215 63V62H214ZM246 63H247V61H246ZM248 63H247V66H248ZM254 63H256V62H254ZM254 63L253 64H251V65H254ZM44 64L42 65V66H44ZM49 64V66H50V62L48 63ZM48 64H45V66H47ZM55 64H56V62H55ZM107 64V63H106ZM119 64V63H118ZM127 64V63H126ZM164 64V63H163ZM213 64V63H212ZM215 64H218V63H215ZM214 64V65H215ZM220 64V63H219ZM222 64V63H221ZM240 64H242V63H240ZM245 64V63H244ZM243 64V65H244ZM264 64V63H263ZM21 65V64H20ZM19 65V66H20ZM39 65V64H38ZM120 65V64H119ZM128 65V64H127ZM146 65V64H145ZM151 65V64H150ZM201 65V64H200ZM203 65V64H202ZM242 65V66H243ZM251 65L248 67V68H251ZM258 65L260 66L261 64H259L258 63ZM40 66H41V64H40ZM53 66H54V68H56L57 66L58 67H60L59 65H57L56 67H55V65L53 64ZM121 66H122V64H121ZM123 66H124V64H123ZM136 66H138V65H136ZM148 66V65H147ZM179 66V65H178ZM226 66V65H225ZM224 66V67H225ZM237 66V65H236ZM241 66V65H240ZM254 66H256V65H254ZM263 66V65H262ZM18 67V66H17ZM35 67V66H34ZM39 67V66H38ZM48 67V66H47ZM51 68H52V66H50ZM45 68L43 71H42V76L40 75V77H43L47 82H48V84H49V82H55V84L56 83H58L59 85H62L63 86V84L66 82L64 79H61L60 77H62L61 75H63V74H65V73H61V71H60V73H61V75H60V73L58 72V70H56V69H51V68ZM70 66H68V68H69ZM76 67H78V68H76ZM213 67H215V66H213ZM221 67V66H220ZM227 68H229V66H226ZM244 67H245V65H244ZM44 68V67H43ZM63 68V67H62ZM66 68V67H65ZM71 68V67H70ZM93 68H95L94 70H93ZM121 68V67H120ZM140 68V67H139ZM212 68V67H211ZM222 68V67H221ZM221 68H219V69H221ZM226 68V69H227ZM235 68V67H234ZM237 68V67H236ZM235 68V69H236ZM254 68H257V67H254ZM259 68V67H258ZM13 69V68H12ZM22 69V68H21ZM20 69V74L19 75H21V70ZM34 69V70H33ZM58 69V68H57ZM154 69V68H153ZM230 69H231V67H230ZM242 69V68H241ZM252 69V68H251ZM263 69V68H262ZM18 70V69H17ZM40 70V69H39ZM38 70V71H39ZM69 70V69H68ZM71 70V69H70ZM74 70V69H73ZM74 70V71H75ZM83 70V71H84ZM90 70V71H91ZM112 70V69H111ZM143 70V69H142ZM242 70H244L245 71V69L243 68ZM24 71H23V73H24ZM37 71V72H38ZM73 71V72H74ZM80 71H82V70H80ZM96 71V72H97ZM212 71H213V69H212ZM217 71V70H216ZM224 71V69L222 70V72ZM241 71V70H240ZM246 71H248V70H246ZM251 72H252V70H250ZM3 72V71H2ZM9 72H10V70H9ZM15 72V71H14ZM17 72V71H16ZM41 72V71H40ZM63 72V71H62ZM89 71H87L86 73H88ZM242 72V71H241ZM251 72H249L250 74H251ZM253 72H254V74H255V72L256 71H254L253 70ZM258 72V71H257ZM264 72V71H263ZM78 73V72H77ZM80 73H82V72H80ZM84 73V72H83ZM198 73V72H197ZM245 73V72H244ZM2 74V73H1ZM4 74V73H3ZM12 74V73H11ZM28 74V75H29ZM39 73H37V75H38ZM89 75L90 74H92V72L91 73H88ZM137 74V73H136ZM241 74H243V73H241ZM246 74H247V72H246ZM245 74V75H246ZM253 74V73H252ZM254 74H253V76H254ZM258 74V73H257ZM30 75V76H31ZM35 75H36V72H35ZM34 75V76H35ZM75 75L77 76V74L75 73ZM87 75V74H86ZM85 75V76H86ZM123 75V74H122ZM207 75V74H206ZM2 76H4V75H2ZM2 76H0V113L2 112L3 114L2 115H6L5 116V118L9 115H12L13 116V114H14V116L16 115V117L18 116V120L19 119H22V120H20V122H25V124L27 123V124H29L31 127H28L29 129H33L34 128V130H36V131H38V132H41L42 130H44L43 132V134H45V133H47L48 131H50V133H55L56 135H60L61 137H63V136H69L70 134L72 135L73 133H74V131L75 130H78L79 129V125H78V123L75 121V119L72 121V122H70L71 120L66 116L65 118H68L70 121H69V123H73L74 121L77 123V125L79 126H77L76 125V123H75V125L74 126H76V128L78 127V129H75V127L74 126H72L71 124H68V125H71L72 127H74V129L73 130H71L70 129V127L68 128V125H67V127L64 125V124H66V123H64L63 125L62 124H60L59 122H61V119H60V117H61V113L63 112H61V108H62V104L64 105H67V106H69V105H71V103H70V101H68L67 100V97H68V95H66V98H65V96H64V94L62 93L63 92V90H62V88H61V91H57L58 93L56 94V93H54V95H52V94H50V92H49V89H48V92H47V88L45 89V91H39L40 89H39V86H38V84L36 85V86H38V89L36 90V88L34 89V87H33V85L31 84L32 82L31 81H29V82H31V83H29V84H27L28 86L30 85L31 86V88L30 89H27V87L26 86H24L25 85V83L26 82H28V81H26L25 83H23V84H21L20 82H23L22 80L19 82L18 80L20 79V77H19V79L17 78V76H16V74L15 75H12V78L11 79H13L14 77L13 76H16V80H15V78L13 79V81H14V83H13V81H12V83L11 84H15V88H18V90L17 91H20L21 89H22V94L23 93H25L26 94V96L24 97L23 96V98H25V99H23L21 96H18L17 94H12L11 93V90H13L12 89V87H11V90L9 91H7L6 89L4 90L3 89V85H4V83H5V81L7 82L10 78L9 77H2ZM24 76H26V75H24ZM30 76L27 78V80L30 78ZM34 76H32L33 78H34ZM79 76V75H78ZM96 76H98V75H96ZM176 76V75H175ZM248 76H249V74H248ZM252 76V77H253ZM36 77V76H35ZM38 77V76H37ZM92 77H94V76H92ZM134 77V76H133ZM254 77H256V76H254ZM63 78V77H62ZM88 78H89V76H88ZM155 78V77H154ZM8 79V80H7ZM32 79V78H31ZM38 79H39V77H38ZM38 79L37 78H35V81L37 80L38 81ZM41 79V78H40ZM39 79V80H40ZM90 79V78H89ZM122 79V78H121ZM120 79V80H121ZM148 79V78H147ZM161 79V78H160ZM163 79V78H162ZM193 79V78H192ZM258 79V78H257ZM30 80V79H29ZM34 80V79H33ZM32 80V81H33ZM44 80V81H45ZM69 80V79H68ZM76 80V79H75ZM101 80H99V82L101 81ZM104 80H102V81H104ZM226 80V79H225ZM10 81V80H9ZM9 81H8V83H9ZM43 81V80H42ZM43 81V82H44ZM77 81V80H76ZM105 81V82H106ZM137 81V80H136ZM148 81H150V80H148ZM156 81V80H155ZM255 81H256V79H255ZM11 82V81H10ZM42 82V83H43ZM97 82V81H96ZM113 82V81H112ZM115 82V81H114ZM114 82H113V84H114ZM147 82V81H146ZM33 83H36V82H33ZM39 83H41V82H39ZM45 83V82H44ZM69 83H71V82H69ZM78 83V85H79V82H77ZM101 83H103V82H100L99 84L101 85ZM115 83H118V81H116ZM10 84V83H9ZM10 84V85H11ZM112 84V85H113ZM122 84V83H121ZM130 84V83H129ZM148 84V83H147ZM157 84V83H156ZM194 84V82L192 83V84H190L189 86H187V87H189L190 89L192 88V85ZM75 85V84H74ZM77 85V84H76ZM110 85V84H109ZM119 85V84H118ZM154 85V84H153ZM158 85V84H157ZM178 85V84H177ZM6 86H8L7 84L5 85V87ZM12 86V85H11ZM56 86V85H55ZM91 86V85H90ZM102 86H103V84H102ZM114 86H115V84H114ZM113 86V87H114ZM133 86V85H132ZM195 86H196V83H195ZM231 86H233V85H231ZM235 86V85H234ZM238 86V85H237ZM236 86V87H237ZM242 86H244V85H242ZM4 87V88H5ZM13 87H14V85H13ZM43 87V86H42ZM58 87V86H57ZM104 87V86H103ZM110 87V86H109ZM121 87V86H120ZM60 88V87H59ZM108 88V87H107ZM115 89H116V87H114ZM117 88H118V86H117ZM124 88V87H123ZM194 88H196V87H194ZM194 88H192V89H194ZM233 88V87H232ZM232 88H230V89H232ZM245 87H243V89H244ZM253 88V87H252ZM250 89L251 91H253V89ZM20 89V90H19ZM101 89H102V87H101ZM104 89V88H103ZM106 89V88H105ZM111 89H112V86H111ZM121 89H122V87H121ZM124 89H126V88H124ZM124 89H122V90H124ZM133 89V88H132ZM153 89V88H152ZM168 89V88H167ZM222 89V88H221ZM229 89V90H230ZM243 89H242V92H243ZM43 90V89H42ZM60 90V89H59ZM66 90V89H65ZM80 90H82V89H80ZM108 91H109V88L107 89ZM117 90H119V89H117ZM155 90V89H154ZM171 90V89H170ZM195 91H198V89H194ZM14 91H15V89H14ZM16 91V92H17ZM101 91V90H100ZM130 91V90H129ZM163 91V90H162ZM201 91V90H200ZM199 91V92H200ZM203 91V90H202ZM255 91V90H254ZM16 92H14V93H16ZM62 93L63 95H59L60 93ZM70 92V91H69ZM102 92H103V90H102ZM102 92H100V93H102ZM117 92V91H116ZM121 92H123V91H120V93ZM125 92V91H124ZM138 92V91H137ZM242 92H239V93H242ZM245 92L246 93H248L247 92V88H246V90H245ZM258 92H260V91H258ZM257 92V93H258ZM53 93V92H52ZM113 93V92H112ZM168 93H169V91H168ZM205 93V92H204ZM239 93H237V94H239ZM253 93V92H252ZM257 93L255 92V94L257 95ZM261 93H262V91H261ZM21 94V93H20ZM19 94V95H20ZM56 94V95H55ZM139 94V93H138ZM225 94V93H224ZM231 94H232V92H231ZM245 94V93H244ZM243 94V95H244ZM248 94H250L251 95V92L250 93H248ZM259 95H260V93H258ZM24 95V94H23ZM70 95V94H69ZM114 95V94H113ZM164 95V94H163ZM203 95V94H202ZM246 95V94H245ZM250 95H248L250 98H251V96ZM253 95H254V93H253ZM252 95V96H253ZM259 95H258V97H259ZM262 95L263 94H261L260 95V97L262 98ZM209 96V97H208ZM228 96V95H227ZM238 96V95H237ZM239 96H240V94H239ZM238 96V97H239ZM264 96V95H263ZM69 97H71V96H69ZM68 97V98H69ZM74 97V96H73ZM86 97V96H85ZM100 97V96H99ZM120 97V96H119ZM147 97V96H146ZM162 97V96H161ZM181 97V96H180ZM196 97V96H195ZM200 97H203V98H201L202 100L203 99H205L204 98V96H200ZM205 97H208V98H211V97H213L212 95H211V97H210V95L206 92L205 93ZM221 97V96H220ZM241 97V96H240ZM249 97H248V102H249ZM255 97V95L253 96V98ZM84 98V97H83ZM245 98H246V96H245ZM252 98V99H253ZM256 98H257V96H256ZM255 98V99H256ZM261 98H260V101H261ZM70 99V98H69ZM73 99V98H72ZM77 99H79L78 101H79V104H82L83 102H82V99H80L79 97L77 98ZM87 99V98H86ZM85 99V100H86ZM93 99V98H92ZM91 99V100H92ZM97 100H100V99H98V98H96ZM103 99V98H102ZM105 99V98H104ZM113 99V98H112ZM144 99H146V98H144ZM180 99V98H179ZM178 99V100H179ZM222 99V98H221ZM235 99H237V98H235ZM234 99V101H236ZM239 99V98H238ZM238 99H237V102H238ZM243 99V98H242ZM241 99V100H242ZM247 99V98H246ZM252 99H250L251 101H252ZM254 99V100H255ZM258 99V98H257ZM76 99L74 98V100L73 101H75ZM90 100V99H89ZM95 100V99H94ZM94 100H92L93 102H94ZM97 100H95L97 103L99 102V101H97ZM111 100V99H110ZM178 100H177V103H178ZM213 100V99H212ZM230 100V99H229ZM232 100V99H231ZM77 101V100H76ZM75 101V102H76ZM77 101V102H78ZM92 101H91V103H92ZM101 102H102V100H100ZM113 101V100H112ZM121 101V100H120ZM210 101V100H209ZM243 102L245 101V100H242ZM251 101H250V103H251ZM260 101L258 102L259 104H260ZM77 102H76V104H77ZM80 102H82V103H80ZM87 102L89 103V101L87 100ZM203 102H204V100H203ZM203 102H202V104H203ZM247 102V101H246ZM262 103H263V101H261ZM74 103V102H73ZM90 103V104H91ZM97 103H94L95 105L97 104ZM103 103L104 102H102V104L101 105H103ZM110 103V102H109ZM108 103V104H109ZM122 103V102H121ZM205 103L206 104H208V100L206 101L205 100ZM215 103H217V102H212V104H215ZM218 103H221V102H218ZM236 103V102H235ZM239 103H242V102H239ZM239 103H237L238 105H239ZM252 103H254L253 101H252ZM261 103V104H262ZM56 104H59V107H60V109H59V107H56V108H58V109H55V106L54 105H56ZM75 104V103H74ZM75 104V105H76ZM78 104V105H79ZM93 104V103H92ZM106 104V106H107V103H105ZM162 104V103H161ZM206 104H204V105H206ZM210 104V105H209ZM208 105L209 106H211V103H209ZM245 104V103H244ZM256 104H257V102H256ZM256 104H254L255 106H256ZM150 105V104H149ZM204 105H202V106H204ZM207 105V106H208ZM219 105V104H218ZM218 105H216V106H218ZM241 105V104H240ZM242 105H243V103H242ZM249 105V104H248ZM250 105H252V104H250ZM250 105H249V108H250ZM54 106V107H53ZM56 106H58V105H56ZM74 105H72V107H73ZM93 106V105H92ZM100 105L98 104V107H99ZM207 106H204V108L205 107H207ZM214 106V105H213ZM244 106V105H243ZM253 106V105H252ZM78 107H80V106H78ZM95 107V106H94ZM97 107V106H96ZM109 107V106H108ZM238 107H241V106H238ZM245 107V106H244ZM260 107H261V105H260ZM64 108V107H63ZM70 108V107H69ZM76 108H77V105H76ZM90 109H94V108H91V107H89ZM100 108H102V106L100 107ZM103 108H104V106H103ZM164 108V107H163ZM196 108V107H195ZM203 108V107H202ZM204 108L203 109H199L198 110V112L201 114L203 111H205L206 112V110H204ZM246 108V107H245ZM254 108V107H253ZM253 108H251V109H253ZM71 110H72V108H70ZM79 109V108H78ZM95 109H97V108H95ZM244 109V108H243ZM58 110H60V112L58 111ZM73 110H74V108H73ZM100 110H102V109H100ZM170 110V109H169ZM246 110H250V109H246ZM85 111H87V109H85ZM84 111V112H85ZM94 111H98V110H94ZM103 111V110H102ZM105 111V110H104ZM107 111V110H106ZM105 111V112H106ZM178 111V110H177ZM75 112H76V110H75ZM90 112V111H89ZM88 112V113H89ZM105 112H104V114H105ZM108 112V111H107ZM198 112H197V114H198ZM73 113V112H72ZM94 113V112H93ZM97 113V112H96ZM118 113V112H117ZM86 115H89V114H87V113H85ZM102 114V113H101ZM110 114V113H109ZM109 114H105V115H108V116H110ZM179 114H181V113H179ZM194 114V113H193ZM204 114H206V113H204ZM204 114L202 113V117L204 116ZM225 114V113H224ZM2 115H0V116H2ZM72 115H74V114H72ZM90 115H92V114H90ZM94 116L96 115V114H93ZM92 115V116H93ZM232 115V114H231ZM264 115V114H263ZM8 116V117H9ZM13 116V118H15ZM75 116H76V113H75ZM104 116V115H103ZM107 116V117H108ZM206 116V115H205ZM204 116V117H205ZM62 117H63V114H62ZM72 117V116H71ZM83 118H84V116H82ZM97 118H98V116H96ZM125 117V116H124ZM132 117V116H131ZM174 117V116H173ZM228 117V116H227ZM12 118V117H11ZM12 118V119H13ZM80 118V117H79ZM87 118V117H86ZM83 119L82 120V118H80V120H82V122H80V124H82V123H84L85 125L87 124V126H88V123L87 122H89V121H92L93 119H91L90 117H88V119ZM109 118V117H108ZM111 119H116L115 118V116H112L111 115V117H110ZM133 118V117H132ZM206 118H207V116H206ZM205 118V119H206ZM211 118V117H210ZM235 118V117H234ZM9 119V118H8ZM208 119V118H207ZM251 119V118H250ZM14 120H16L17 121V119H14ZM59 120V122H57ZM64 120V117H63V119H62V121ZM77 120V119H76ZM79 120V119H78ZM77 120V121H78ZM79 120V121H80ZM96 120H98V119H95V123H97L96 122ZM99 120H100V116H99ZM216 120H218V119H216ZM215 120V121H216ZM10 121H12L13 122V120H11L10 119ZM68 120H66L65 122H67ZM126 121H129L130 123H134V121H132V119L131 118H128ZM156 121V120H155ZM214 121V117H213V122H215ZM233 121V120H232ZM15 122V121H14ZM189 122V121H188ZM212 121L209 119V123H211ZM212 122V123H213ZM219 122V121H218ZM218 122H217V124H218ZM237 122V121H236ZM262 122V121H261ZM17 123V122H16ZM68 123V122H67ZM224 123V122H223ZM26 124V125H27ZM90 124H92V122L90 123ZM97 124H99V122L97 123ZM216 124V123H215ZM216 124V125H217ZM221 124V123H220ZM219 124V126H222V125H220ZM225 125V127H226V123H224ZM17 125V124H16ZM19 125H20V123H19ZM21 125H22V123H21ZM26 125H22V126H26ZM83 125V124H82ZM107 125V124H106ZM130 124H127L126 126H129ZM197 125V124H196ZM202 125V124H201ZM28 126V125H27ZM90 127H92L93 128V126H94V124H92V125H89ZM97 126H99V125H97ZM97 126H96V128H97ZM105 126V125H104ZM215 126V125H214ZM260 126V125H259ZM84 127V126H83ZM100 127H103V126H100ZM110 127V126H109ZM119 127V126H118ZM217 128H219L218 126H216ZM215 127V128H216ZM223 127V126H222ZM222 127H220L221 129H222ZM89 128V127H88ZM95 128V127H94ZM93 128V129H94ZM107 128V127H106ZM20 129V128H19ZM22 129V128H21ZM83 129V131L85 130V128H82ZM82 129H80V131H82ZM102 130H104V128H101ZM100 128H99V130L100 131H102ZM120 129V128H119ZM45 130H47V132H45ZM98 130V131H99ZM97 131V129L95 130V132ZM105 131L106 130H104V133H105ZM109 131V130H108ZM222 131V130H221ZM225 131V130H224ZM85 132H88L87 130H85ZM84 132V133H85ZM107 132V131H106ZM111 132V131H110ZM145 132H146V130H145ZM80 133V132H79ZM83 132H82V134H84ZM97 133V132H96ZM114 132L112 131V134H113ZM216 134V133H219L220 134V132H219V129H214V131H213V134ZM54 134V135H55ZM77 134V133H76ZM88 134V133H87ZM86 134V135H87ZM107 134V133H106ZM108 134H109V132H108ZM112 134H109L110 136H112ZM136 134V133H135ZM254 134V133H253ZM53 135V134H52ZM53 135V136H54ZM71 135L69 136L71 139H73V141H74V139H75V141H77V137L78 136H74V134H73V136L74 137H71ZM89 135H90V133H89ZM89 135H87L89 138H90V136ZM114 135V134H113ZM138 135V134H137ZM150 135V134H149ZM169 135V134H168ZM31 136V135H30ZM33 136H34V134H33ZM46 136H47V134H46ZM49 136H50V134H49ZM48 136V137H49ZM60 136H59V139H58V137L57 136H55V138H57V140L58 141H60ZM87 136H85V137H87ZM120 136V135H119ZM119 136H117L116 135V137H112V138H110L109 140H111V139H116V140H118V141H120L121 142V144L123 143V141H125L126 139H129L130 138V140L132 141V139H131V137H129V138H124V137H119ZM143 136V135H142ZM167 136V135H166ZM68 137V138H69ZM76 137V138H75ZM80 137H82V135H80ZM87 137V138H88ZM92 137V136H91ZM96 137V136H95ZM107 137V136H106ZM105 137V139L107 140V138ZM216 137V136H215ZM94 138V137H93ZM99 138V134H98V137H97V139ZM245 138V137H244ZM49 139H51V136H50V138ZM63 139V138H62ZM80 139V138H79ZM78 139V140H79ZM85 139V138H84ZM104 139V140H105ZM163 139V138H162ZM166 139V138H165ZM239 139V138H238ZM55 140V139H54ZM57 140H56V142H57ZM66 140V139H65ZM69 140V139H68ZM86 140H89V139H86ZM86 140H84V141H86ZM91 140V139H90ZM92 140H94V139H92ZM99 140V139H98ZM188 140V139H187ZM254 140V139H253ZM63 141V140H62ZM70 141L71 140H69L68 142L70 143ZM95 141V143H97V140H94ZM93 141V142H94ZM112 141H114V140H111V142ZM129 140H127V143H129L128 142ZM202 141H203V139H202ZM232 141V140H231ZM235 141V140H234ZM240 141V140H239ZM50 142V141H49ZM52 142V141H51ZM65 142V141H64ZM67 142V141H66ZM78 142V141H77ZM79 142H82V140H80ZM88 142V141H87ZM86 142V143H87ZM91 142V141H90ZM92 142V143H93ZM98 142H101V141H98ZM110 142V141H109ZM110 142V143H111ZM116 142V141H115ZM119 142V143H120ZM214 142V141H213ZM60 143H61V141H60ZM73 143V142H72ZM74 143H76V142H74ZM108 143V142H107ZM113 143V142H112ZM111 143V144H112ZM127 143H125L127 146H128V144ZM130 143H132V142H130ZM139 143V142H138ZM179 143V142H178ZM209 143V142H208ZM56 144V143H55ZM63 144V143H62ZM65 144V143H64ZM63 144V145H64ZM83 144H85V142H83ZM82 144V145H83ZM90 144V143H89ZM100 144V143H99ZM110 144V145H111ZM124 144V145H125ZM147 144V143H146ZM201 144H205V143H201ZM211 144V143H210ZM214 144V143H213ZM59 145V144H58ZM75 145H77V144H75ZM75 145L73 146V147H75ZM79 145V144H78ZM87 145H88V143H87ZM93 145V144H92ZM97 146H98V143L96 144ZM96 145H93V146H95L94 147V149L96 148ZM101 145V144H100ZM164 145V144H163ZM167 145V144H166ZM174 145V144H173ZM206 145H207V143H206ZM224 145V144H223ZM56 146V145H55ZM69 146H71V145H69ZM106 146H109V145H106ZM112 146V145H111ZM114 146V145H113ZM112 146V147H113ZM126 146V147H127ZM129 146H131V145H129ZM176 146V145H175ZM60 147V146H59ZM72 147V148H73ZM77 147V146H76ZM110 147V146H109ZM111 147V148H112ZM115 147H116V145H115ZM121 147H123V145L121 146ZM139 147V146H138ZM143 147V146H142ZM203 146H201V148H202ZM206 147V146H205ZM221 147V146H220ZM245 147V146H244ZM64 148H65V146H64ZM68 148V147H67ZM85 148H86V146H85ZM90 148V147H89ZM88 148V149H89ZM102 148V147H101ZM129 148V147H128ZM93 149V148H92ZM98 149H99V147H98ZM109 150H111L110 148H108ZM112 149H114V148H112ZM127 149V148H126ZM206 150H207V148H205ZM63 150H65L66 151V149H63ZM96 150H97V148H96ZM100 150V149H99ZM104 150V149H103ZM106 151H107V149H105ZM108 150V151H109ZM125 150V149H124ZM202 150H204V149H202ZM217 150V149H216ZM224 150V149H223ZM57 151H59V150H57ZM92 151V150H91ZM91 151H89V152H91ZM98 151V150H97ZM97 151H96V153H97ZM101 151H102V149H101ZM112 151H114V150H112ZM132 151V150H131ZM208 151L210 152L211 150H209L208 149ZM213 151V150H212ZM211 151V152H212ZM231 151V150H230ZM246 151V150H245ZM60 152V151H59ZM93 152H95V150L93 151ZM93 152H92V154H93ZM110 152V151H109ZM114 152H116V151H114ZM127 152V151H126ZM218 152V151H217ZM220 152V151H219ZM68 153V152H67ZM96 153L94 154V156L93 157H95V155H96ZM100 153V152H99ZM108 153V152H107ZM144 153V152H143ZM175 153V152H174ZM213 153V152H212ZM231 153V152H230ZM237 153V152H236ZM66 154V153H65ZM80 154V153H79ZM90 154V153H89ZM209 153L208 152H206V151H203L202 153H201V155H199L198 156V158H200V161H203L204 163L206 162V163H208V161H210V157H209V155H208ZM220 154H222V153H220ZM253 154V153H252ZM71 155V154H70ZM112 154L110 153V156H111ZM115 155V154H114ZM121 155V154H120ZM123 155V154H122ZM159 155V154H158ZM178 155V154H177ZM214 155V154H213ZM225 155V154H224ZM99 156V155H98ZM146 156V155H145ZM161 157H162V155H160ZM180 156H182V155H180ZM188 156V155H187ZM61 157H62V155H61ZM89 157V156H88ZM97 157V156H96ZM96 157L94 158V159H96ZM100 157V156H99ZM150 157V156H149ZM118 158V157H117ZM123 158V157H122ZM130 158V157H129ZM157 158V157H156ZM166 158V157H165ZM182 158V157H181ZM216 158V157H215ZM225 158V157H224ZM227 158V157H226ZM65 159V158H64ZM78 159V158H77ZM99 159V158H98ZM96 160L97 162L99 161V160ZM211 159H214V158H211ZM132 160V159H131ZM157 160V159H156ZM164 160V159H163ZM216 160V159H215ZM125 161V160H124ZM139 161V160H138ZM145 161V160H144ZM148 161V160H147ZM160 161V160H159ZM166 161V160H165ZM211 161H214V160H211ZM226 161V160H225ZM101 162V161H100ZM111 162V161H110ZM134 162V161H133ZM136 162H137V160H136ZM162 162V161H161ZM168 162V161H167ZM216 162V161H215ZM245 162V161H244ZM61 163V162H60ZM72 163V162H71ZM116 163V162H115ZM139 163V162H138ZM163 163V162H162ZM197 163V162H196ZM210 163V162H209ZM214 163V162H213ZM212 163V164H213ZM239 163V162H238ZM90 164V163H89ZM99 164V163H98ZM100 164H102V162L100 163ZM108 164V163H107ZM187 164V163H186ZM214 164H216V163H214ZM229 164V163H228ZM95 165V164H94ZM103 165V164H102ZM166 165V164H165ZM191 165V164H190ZM208 165V164H207ZM98 166V165H97ZM101 166V165H100ZM194 166V165H193ZM218 166V165H217ZM224 166V165H223ZM92 167V166H91ZM95 167V166H94ZM123 167H124V165H123ZM126 167V166H125ZM144 167V166H143ZM170 167V166H169ZM219 167V166H218ZM222 167V166H221ZM145 168V167H144ZM162 168V167H161ZM175 168V167H174ZM178 168V167H177ZM94 169V168H93ZM124 169V168H123ZM135 169V168H134ZM142 169V168H141ZM149 169H150V167H149ZM163 169V168H162ZM191 169V168H190ZM205 169V168H204ZM247 169V168H246ZM59 170V169H58ZM115 170V169H114ZM126 170V169H125ZM198 170V169H197ZM220 170V169H219ZM92 171V170H91ZM134 171V170H133ZM138 171V170H137ZM173 171V170H172ZM181 171V170H180ZM209 171V170H208ZM254 171V170H253ZM102 172V171H101ZM104 172V171H103ZM193 172V171H192ZM92 173V172H91ZM100 173V172H99ZM107 173V172H106ZM154 173V172H153ZM184 173V172H183ZM56 174V173H55ZM104 174V173H103ZM178 174V173H177ZM217 174V173H216ZM57 175H60V174H57ZM100 175V174H99ZM99 175H97V177L99 176ZM156 175V174H155ZM162 175V174H161ZM102 176V175H101ZM101 176H99V177H101ZM105 176V175H104ZM107 176V175H106ZM173 176V175H172ZM207 176V175H206ZM205 176V177H206ZM91 177V176H90ZM110 177H112V176H110ZM141 177V176H140ZM204 177V178H205ZM72 178V177H71ZM96 178V177H95ZM103 178V177H102ZM106 178V177H105ZM107 178H109L108 176H107ZM125 178V177H124ZM147 178V177H146ZM145 178V179H146ZM93 179V178H92ZM96 179H98V178H96ZM112 179H115V178H112ZM128 179V178H127ZM144 179V180H145ZM150 179V178H149ZM161 179V178H160ZM235 179V178H234ZM73 180V179H72ZM95 180V179H94ZM105 180H107V179H105ZM105 180L104 179H102V181H101V179L99 180V181H101V182H103L104 181V186L106 187V185H105ZM119 180V179H118ZM199 180V179H198ZM96 181V180H95ZM94 181V182H95ZM110 181V180H109ZM108 181V182H109ZM116 181H117V179H116ZM160 181V180H159ZM162 181V183H163V180H161ZM170 181V180H169ZM188 181V180H187ZM237 181V180H236ZM73 182H75V181H73ZM97 182V181H96ZM127 182H129V181H127ZM131 182V181H130ZM234 182V181H233ZM158 183V182H157ZM74 184V183H73ZM108 184V183H107ZM123 184V183H122ZM132 184V183H131ZM145 184V183H144ZM159 184V183H158ZM180 184V183H179ZM75 185V184H74ZM74 185H72L71 184V182H69L65 177H62L61 176V178H57L55 181H54V184H53V186H52V191H51V196L52 197H43V198H40V200L41 201H39V214H38V217L39 216H41V215H43L44 216V214H46V213H48V212H50V209H48V207L50 206V207H52V208H57L58 206L57 205H59L60 203H62V204H64L65 205V203L66 202H71V203H73V205H76V208H77V210L79 211V212H81V214L80 215H85L87 212L89 213V214H91V213H98L97 215V217H99V219H100V223H102V222H104V224H105V222H107V220L109 219V221L108 222H110V220H113V219H115L116 218V225H122V226H124V229H125V227H129V226H132V225H138L139 223L140 224H145L146 226L147 225H150V224H152L153 223V226H154V224L156 223V221H160L159 220V218L161 217V219H162V217H163V214L162 213H160V214H162L161 216L158 214V213H156L157 211H156V209H155V213H154V210L152 211V209H151V207H152V205H150L151 203H149L150 202V200L152 199V197L154 196V195H156V194H150L145 188H142V186H138V187H141L140 189H139V193H137V191H135L134 189V191L136 192V194H134L133 192L134 191H132L131 193H129L130 191H129V188L127 189L129 192L128 193H126L125 191L123 192V191H121V193H122V195H123V197H121V193L119 194V193H117V194H119V195H116L114 192V194L116 195V200H115V197H114V200H112V196L110 197L111 198V200L112 201H115L116 202V205L114 204L113 206H115V207H113L112 206V202L110 201V203H112V204H109L108 203V200H107V198H105L104 197V195L101 193L100 195H95L94 194V192L92 193V192H88V190L89 189H91V188H89L88 190H87V192L86 191H84V192H82V190H79L80 192H78V189L80 188V187H77V186H79V185H75L76 187H77V189H76V187L74 188L73 186ZM103 185V184H102ZM101 185V186H102ZM111 184H109V187H113V186H115L114 185V183H113V185H111ZM136 185H137V183H136ZM143 185V184H142ZM161 185V184H160ZM164 185V184H163ZM177 185V184H176ZM117 186V185H116ZM120 186V185H119ZM170 186V185H169ZM108 187V188H109ZM118 187V186H117ZM121 187V186H120ZM132 187V186H131ZM134 187V186H133ZM145 187V186H144ZM180 187V186H179ZM95 188V187H94ZM107 188V189H108ZM119 188V187H118ZM117 188V189H118ZM126 188V187H125ZM124 188V190H126ZM80 189H82V188H80ZM84 189H85V187H84ZM83 189V190H84ZM87 189V188H86ZM114 188H112V190H113ZM120 189V188H119ZM122 189H123V187H122ZM121 189V190H122ZM132 189V188H131ZM156 189V188H155ZM95 190V189H94ZM98 190V189H97ZM110 190V189H109ZM126 190V191H127ZM136 190H138V189H136ZM92 191H93V189H92ZM99 191V190H98ZM108 191V190H107ZM113 191H115L116 192V189L115 190H113ZM96 192V191H95ZM120 192V191H119ZM214 192V191H213ZM97 193V192H96ZM99 193V192H98ZM97 193V194H98ZM109 193H110V191H109ZM109 193H107L108 195H109ZM156 193V192H155ZM189 193V192H188ZM202 193V192H201ZM107 194H105L106 195V197L108 196ZM168 194V193H167ZM184 194V193H183ZM219 194V193H218ZM110 196V195H109ZM42 197V196H41ZM157 197L158 196H156V199L155 200H157ZM205 197V196H204ZM155 197H153V199H154ZM159 198V200H160V197H158ZM184 198V197H183ZM195 198V197H194ZM193 198V199H194ZM206 198V197H205ZM235 198V197H234ZM52 199H55V200H52ZM109 199V198H108ZM153 199H152V201H153ZM162 199V198H161ZM166 200V199H165ZM50 201H51V203H50ZM149 201V202H148ZM170 201V200H169ZM114 202V203H115ZM157 202V201H156ZM156 202H153V205L156 203ZM158 202H160V201H158ZM157 202V203H158ZM191 203H193V202H191ZM222 203V202H221ZM62 204H60V206L62 205ZM194 204V203H193ZM157 205V204H156ZM57 206V207H56ZM149 206V207H148ZM155 206V205H154ZM153 206V207H154ZM159 205H157V207H158ZM176 206V205H175ZM213 206V205H212ZM49 207V208H50ZM152 207V208H153ZM156 207V208H157ZM174 207V206H173ZM194 207V206H193ZM197 207V206H196ZM226 207V206H225ZM59 208H61V207H59ZM58 208V209H59ZM150 208V209H149ZM159 208V207H158ZM57 209V210H58ZM62 209H64V208H62ZM70 209H73V208H71L70 207ZM69 209V210H70ZM165 209V208H164ZM179 209V208H178ZM182 209V208H181ZM192 209V208H191ZM47 210H48V212H47ZM56 210V211H57ZM65 210V209H64ZM76 209H74L73 211H75ZM76 210V211H77ZM158 210V209H157ZM162 210V209H161ZM186 210V209H185ZM60 211V210H59ZM58 211V212H59ZM63 211V210H62ZM78 211H77V213H78ZM172 211V210H171ZM175 211V210H174ZM163 212V211H162ZM180 212V211H179ZM54 213V212H53ZM64 213H66V212H64ZM73 214H74V212H72ZM71 212H70V214L71 215H73ZM76 213V212H75ZM76 213V214H77ZM86 214L87 216H89V214ZM173 213V212H172ZM211 213V212H210ZM60 214L62 215V213L60 212ZM158 214V215H157ZM174 214V213H173ZM55 215V214H54ZM53 215V216H54ZM60 215V216H61ZM78 215V214H77ZM77 215H75L74 214V216H76V218H77ZM92 215V214H91ZM96 215V214H95ZM165 215H167V213L165 214ZM195 215V214H194ZM49 216V215H48ZM58 216H59V214H58ZM70 216V215H69ZM73 216V217H74ZM79 216V215H78ZM92 216H94V215H92ZM153 216H156L158 219H154L153 218ZM160 216V217H159ZM177 216V215H176ZM96 217V216H95ZM166 217V216H165ZM164 217V218H165ZM178 217V216H177ZM177 217H176V219H177ZM35 218V217H34ZM42 218V217H41ZM44 218V217H43ZM66 218H67V216H66ZM89 218V217H88ZM167 218H168V216H167ZM169 218H170V216H169ZM178 218H181V216L180 217H178ZM47 219V218H46ZM45 219V220H46ZM61 219V218H60ZM65 219V218H64ZM95 219V218H94ZM98 219V218H97ZM174 219V218H173ZM182 219V218H181ZM181 219H178V220H181ZM203 219V218H202ZM260 219V218H259ZM48 220V219H47ZM69 220V219H68ZM68 220H67V222L66 223H68ZM74 219H72L71 221H73ZM79 220V219H78ZM77 220V221H78ZM178 220H176V221H178ZM190 220V219H189ZM188 220V221H189ZM194 220V219H193ZM55 221H57V220H55ZM61 221V220H60ZM70 221V220H69ZM70 221V222H71ZM90 221V220H89ZM93 221V220H92ZM153 221H155V222H153ZM163 221V220H162ZM169 221V220H168ZM175 221V222H176ZM203 221V220H202ZM38 222V221H37ZM48 222V221H47ZM51 222H53V221H50V223ZM68 223V226L70 225V226H72V223ZM115 222V221H114ZM164 222V221H163ZM169 222H173V223H175L174 221H169ZM169 222H167L168 223V225H166V226H170L169 225ZM40 223H41V221H40ZM39 223V224H40ZM54 223V222H53ZM58 223V222H57ZM56 223V224H57ZM64 223V222H63ZM74 224H76L75 222H73ZM85 223V221L83 222V224ZM89 223V222H88ZM87 223V224H88ZM158 223V222H157ZM160 223H162V222H159V224ZM166 222H164V223H162V224H165ZM44 224V223H43ZM62 224V223H61ZM60 224V225H61ZM78 224V223H77ZM76 224V225H77ZM103 224V223H102ZM158 224V225H159ZM190 224H191V222H190ZM55 225V224H54ZM60 225H58V226H60ZM75 225V226H76ZM97 225V224H96ZM156 225V224H155ZM53 226V225H52ZM74 226V227H75ZM78 226V225H77ZM108 226H110V224L108 225ZM150 226H152V225H150ZM163 226V225H162ZM165 226V227H166ZM173 226V225H172ZM171 226V227H172ZM181 226V225H180ZM54 227H57V225H55ZM63 227H66V228H68L67 226H63ZM62 227V228H63ZM73 227V226H72ZM71 227V228H72ZM80 227V226H79ZM84 227V226H83ZM85 227H86V225H85ZM81 228L82 229V231H83V233H91V234H93L94 232H95V228L94 229H89V230H87L86 228ZM147 227H149V226H147ZM157 227V226H156ZM156 227H155V229H156ZM161 227V226H160ZM174 227V226H173ZM182 227V226H181ZM110 228V227H109ZM111 228H113V227H111ZM126 228V229H127ZM138 228V227H137ZM136 228V229H137ZM159 228V227H158ZM183 228V227H182ZM54 229V228H53ZM59 229V228H58ZM57 229V230H58ZM69 229L70 228H68V231H69ZM76 229V228H75ZM79 229V228H78ZM119 229V228H118ZM117 229V230H118ZM129 229H130V227L128 228V231H129ZM145 229H148V228H145ZM150 229V228H149ZM148 229V230H149ZM154 229V230H155ZM165 229V228H164ZM169 229V228H168ZM173 229V228H172ZM177 229H178V227H177ZM51 230H52V227H51ZM56 230V229H55ZM62 231H60L59 233H61L62 232V234H64L63 233V229H61ZM73 230V229H72ZM107 230V229H106ZM122 230V229H121ZM151 230H152V227H151ZM150 230V231H151ZM67 230H66V232H68ZM77 231H79V230H77ZM120 230H118V232H119ZM131 231V230H130ZM136 231V230H135ZM139 231H140V229H139ZM142 231V230H141ZM140 231V232H141ZM150 231H149V233H150ZM159 231H160V228H159ZM163 230L161 229V231L160 232H162ZM167 231H169V230H167ZM72 232V231H71ZM68 232V234L69 235H67V233H66V237L65 238H63V237H61V234L59 235L60 237L56 240V244H57V246H59L61 249H62V254H60V258H59V262H58V264H158L160 261L159 260H157L156 259V257H154V255H152V254H140V253H138V254H136V253H130V252H132V251H130L129 253L130 254H128V253H126V254H117V253H119V250L117 251V253L116 254H114V252H112L113 254H107V252H106V254H93L91 251H93V250H90L92 247L91 246H89V247H87V249H86V253L87 254H76L75 252H74V250H73V248H74V246H76L77 247V245H75L73 242H71V240H72V233H75V231L74 232ZM111 232H113V231H111ZM117 231H116V235H117V233H118ZM138 232V231H137ZM147 232V231H146ZM153 232V231H152ZM175 232V231H174ZM71 233V234H70ZM96 233H100L99 232V230L97 231L96 230ZM102 233V232H101ZM100 233V234H101ZM114 233V232H113ZM120 233V232H119ZM122 233V232H121ZM124 233V232H123ZM122 233V234H123ZM132 233H134L133 231H132ZM142 233V232H141ZM144 233H145V230H144ZM156 233H158V232H156ZM103 234H105V233H103ZM112 234V233H111ZM115 234V233H114ZM124 234H126V233H124ZM123 234V235H124ZM146 234V233H145ZM177 234V233H176ZM49 235V234H48ZM54 235V234H53ZM57 235V234H56ZM55 235V236H56ZM106 235H107V233H106ZM106 235L104 236V237H106ZM110 235V234H109ZM115 235V236H116ZM127 235V234H126ZM130 235V234H129ZM86 236H88V235H86ZM90 236V235H89ZM91 236H93V235H91ZM101 236V238H102V235H100ZM111 236V235H110ZM113 236V235H112ZM122 236V235H121ZM125 236V235H124ZM123 236V237H124ZM128 236V235H127ZM131 236V235H130ZM132 236H134V235H132ZM177 236V235H176ZM47 237V236H46ZM52 237V236H51ZM76 237V236H75ZM79 237H82V235H80ZM85 237V236H84ZM99 238V236H97V235H95V238ZM109 237V236H108ZM114 237V236H113ZM135 237V236H134ZM137 237V236H136ZM156 237V236H155ZM166 237V236H165ZM88 238V237H87ZM92 238V237H91ZM116 238V237H115ZM119 237L117 236V238L116 239H118ZM121 238V237H120ZM119 238V239H120ZM157 238V237H156ZM159 238V237H158ZM171 238V237H170ZM177 238V237H176ZM73 239H74V236H73ZM86 239V238H85ZM88 239H90V238H88ZM100 239V238H99ZM114 239V238H113ZM118 239V241H116L117 243L118 242H121L120 240ZM48 240H49V238H48ZM75 240V239H74ZM77 240V239H76ZM83 240H84V238H83ZM92 240H93V238H92ZM97 240V239H96ZM96 240H95V242H96ZM108 240H110V239H108ZM107 240V241H108ZM156 240V239H155ZM164 240H166V239H164ZM51 241V240H50ZM49 241V242H50ZM79 241H82V240H79ZM101 241L102 242H105L106 241V239L105 238H102L101 239ZM114 240H112L111 239V241H108V242H113ZM159 241V240H158ZM46 242V241H45ZM76 242H78V241H76ZM93 242V244H96V246H97V242H99V244H100V241H97L96 243H94V241H92ZM108 242H106V243H108ZM115 242V241H114ZM114 242H113V244H114ZM127 242H128V240H127ZM160 242H162V241H160ZM163 242H165V241H163ZM80 243H82V242H80ZM79 243V244H80ZM84 243V242H83ZM106 243H104V245L106 246ZM122 243V242H121ZM51 244V243H50ZM78 244V245H79ZM90 245H91V243H89ZM98 244V245H99ZM123 244H124V241H123ZM123 244H122V247H123ZM126 244V243H125ZM173 244V243H172ZM54 245V244H53ZM85 245V244H84ZM83 245V246H84ZM87 246H88V244H86ZM101 246H103L102 244H100ZM164 245V244H163ZM56 246V247H57ZM82 246V247H83ZM110 245L108 244V247H109ZM120 246H121V244H120ZM82 247H80V248H82ZM91 247V248H90ZM100 247V246H99ZM108 247H106V248H108ZM111 247V246H110ZM122 247H120V248H122ZM165 247H167V246H165ZM103 248V247H102ZM127 248V250L129 249V250H131L130 248H128V247H126ZM126 248H124V249H126ZM85 249V248H84ZM99 249V248H98ZM105 249V248H104ZM109 249V248H108ZM124 249H122L123 251H124ZM100 250H102V249H100ZM106 250V249H105ZM104 250V251H105ZM121 250V249H120ZM121 250V251H122ZM128 250V251H129ZM137 250V249H136ZM164 250V249H163ZM103 251V252H104ZM111 251H112V249H111ZM114 251V250H113ZM127 251V252H128ZM84 252V251H83ZM102 252V253H103ZM110 252V251H109ZM143 252V251H142ZM92 253V254H91ZM94 253H95V251H94ZM143 253H145V252H143ZM161 255V254H160ZM165 254H163V256H164ZM162 256V257H163ZM186 256H188V255H186ZM160 257V256H159ZM183 257V256H182ZM181 257V258H182ZM159 259V258H158ZM173 259V258H172ZM185 259V258H184ZM162 260V259H161ZM164 260V259H163ZM167 260V259H166ZM174 260V259H173ZM177 261V260H176ZM166 262V261H165ZM171 262V261H170ZM189 262V261H188ZM175 263V262H174ZM186 263V262H185ZM192 263V262H191ZM160 264H161V262H160ZM163 264H164V261H163ZM166 264V263H165ZM169 264V263H168ZM181 264V263H180ZM183 264V263H182ZM189 264V263H188Z\"/></svg>", "mask_w": 264, "mask_h": 264}, {"label": "crops", "instance_id": "0c3cea01", "mask_svg": "<svg viewBox=\"0 0 264 264\" xmlns=\"http://www.w3.org/2000/svg\"><path fill=\"white\" fill-rule=\"evenodd\" d=\"M54 179L50 168L16 166L0 156V264L54 262L30 229L31 204L52 197Z\"/></svg>", "mask_w": 264, "mask_h": 264}]
</instances>
